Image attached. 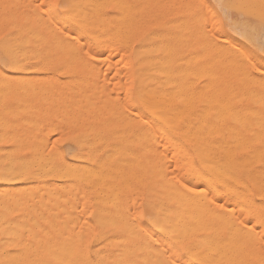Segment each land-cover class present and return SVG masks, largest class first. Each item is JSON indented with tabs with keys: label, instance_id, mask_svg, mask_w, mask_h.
<instances>
[{
	"label": "rangeland",
	"instance_id": "rangeland-1",
	"mask_svg": "<svg viewBox=\"0 0 264 264\" xmlns=\"http://www.w3.org/2000/svg\"><path fill=\"white\" fill-rule=\"evenodd\" d=\"M17 0H1L0 1V28H1V32H0V37H5V39L2 41V39H0V46H1V48H0V59H2L5 55H7V56H14L13 58L12 57H8L10 60H11V62L12 63H14L15 65H14V67H12V68H16V69H11V68H9V69H7L6 71L10 74L9 75V77L8 78H10L11 80H16V81H22L21 79H25V77H20V76H28L27 78H26V80L28 81V78H29V81L31 80V78H36V79H34L35 81H33V79H32V82H34L35 84H36V88L34 89V87H35V84L34 83H32L31 81V85H25L26 83L24 82V81H22L23 82V84H22V86H23V88H25V91H27V92H24L25 94H26V97H25V95L23 94V92H19L18 90H16V89H18V88H20L19 86H17L16 88L14 87L15 85H13V87L11 88V90H9V92H8V90H5V87L4 88H2L3 86H0V89H1V94H0V116H1V122H0V126H1V124H2V122L4 123H6L5 125H3V126H1L0 127V132H2V133H0L1 135L3 134V133H6V134H3L2 135V137H0V138H2V139H5L3 142H2V140L0 139V149H1V151H2V149L3 150H5V151H3L2 153L3 154H5V152L7 151V149H12L11 151H7V154H8V158H11L12 156V160L11 159H9V161L6 159V157H7V154H5L6 155V157H5V155H3L1 152H0V158H1V164H0V172H2V173H0V176H2L5 172H6V174L8 175L9 173H10V175H11V173H12V171L11 170H13V175L12 176H10V175H8V176H10V177H15L16 176V178L13 180L12 178H9V179H2L3 180V182H2V180L0 179V187H1V189H3L4 191L6 190V193L9 195V199H8V202H9V200L11 201V195L13 196V198L15 197L16 198V196H17V198L19 197V196H23V198H25V194L23 193V191H22V189H23V187H24V184H23V181H22V178H20V177H22V174L20 173V170H21V167L19 166L20 164L19 163H21V159H27L26 161L28 162V165H30V162H32L33 160H34V158L32 159V155H31V158H30V153H32L33 154V152L32 151H34V152H39L40 150V147L42 148V151H40L39 153H40V155L39 156H41L42 158L44 157H46V159H52V157H53V161L51 162L50 161V164H48V163H46L47 161L45 160V163L46 164H48V167H46V166H44L45 164L43 163V162H41V160H43L41 157H40V161H39V156H38V154H36V156L38 157V161H39V164H42V166L43 167H41V165H37L38 163H36L35 164V161H37L36 159H37V157L35 158V161H34V163L32 164L33 166H31V167H29L28 166V171L26 170V172H24V175H30L32 178H29V179H27L26 180V186L28 187L29 185H31L32 184V180H33V176H35L36 174L38 175V176H41L42 178H43V176L45 175V174H48V176L47 175H45L44 176V179H45V181L46 182H51V183H53V184H61V182L62 183H64L65 182V184H66V186H68L67 187V191L68 192H66V193H68V194H65V198H67V200L69 199L72 203L74 202V204H72L73 205V207H72V209L74 208V206L76 205L77 206V208L79 207H81V208H84V207H87V211L86 210H83V209H81V213H83V211H84V213L83 214H81L80 213V211H78L77 209V211L75 212L76 213V215L77 214H80V215H84L85 214V211H86V215H85V217L84 216H82V217H80V219H83V220H87V221H89V224H90V226H89V224L87 225L88 226V229H93V228H91V227H94V230H92V231H94V232H92L91 231V233H97L98 235L100 234V231H101V234L100 235H102V234H104V235H106V233L108 234H111L112 232H113V234H114V232L115 233H118L117 231H119L120 230V232L119 233H121V231H122V233H124L127 229V225L124 227L123 225H124V223H121V225H120V222H123L122 221V218L124 217V221H126V217H128L126 214H127V211H128V213L130 212V214L131 215H129V218L131 217V216H133L134 215V217L133 218H130V220L132 221V223L134 222V220H135V218H136V220H137V222H136V220H135V223H133V224H136V223H140V224H142V225H145V223H146V219H145V217H146V215H147V210H146V202H147V195H145V186H143L144 185V183H145V178H143L144 176H145V170H143V169H145V164L147 163H145V161H146V158H147V161H148V159L150 160V158L151 159H153L154 161L157 159V158H155L156 156H151L150 155V153H149V151L148 150H145V151H147V152H145L143 149H146L147 147H145V145H146V143H145V137L144 138H142V140L144 141V142H142V141H140V139H141V136H143V134L142 133H140V131H139V128L142 126L141 124V122H142V119H144V115H145V102H146V99H147V97H146V94H147V89H148V84H147V79H146V74H148L149 75V73L150 74H153V75H157V74H162V73H166L165 75H169L171 72V75H176V72L178 71V74L181 72H183L184 73V71H185V73L183 74V75H180L179 74V76L178 77H180L181 76V79H183L185 76L187 77H185L184 78V84H186L187 86L189 85V86H191L192 85V83H193V85L189 88V86H188V89L190 90V91H192V93H193V97L195 98V99H197V102H198V100H200L201 102H199V103H197V102H195L196 100H194L193 99V101L194 102H192L193 103V106L195 107V109H197V107H199V105L201 106L202 105V103L204 102V100L206 99V102H209L210 103V101H212V103L214 104V101L216 100L217 102H215V104L217 103V104H223L222 103V101L220 102V103H218L219 102V100H217L216 99V94L214 95V93L217 91V93H218V90L220 91V89H221V85L220 84H223V83H229V82H232V84H233V86H236V87H238V85H239V82L237 83V80L235 79V78H233V73H234V75L236 74V78L238 77V79H239V77H241L240 79H243V77H245V76H241L242 74H240L239 73V71L238 70H240L239 68H234L232 71L231 70H229L230 68H233L232 67V65H233V63H234V65H235V58L232 56V54H230L231 53V49H232V46H235V45H238V44H242V43H244L243 41H241L240 40V38L238 37V36H236L235 34H234V32L233 31H231L230 29H231V27L232 26H235V25H239L240 26V28H241V30H247L248 31V34L253 38V39H258L259 38V36H260V13H261V0H146V1H143V2H145V4H143L142 3V1H140L139 2V0H127V1H129L128 3H127V1L126 0H121V2H125V4L123 3V5H124V9L123 8H119V9H121V13L124 11V10H126V7H125V5L126 4H128V5H130L129 7L130 8H128L127 10H126V12L124 11L123 13H122V17H121V21L122 22H120L121 23V25L120 24H118L119 26H123V27H121L120 29V31L122 32L123 30H126V31H124L123 33L124 34H126V36L128 35L127 34V32H129V30L130 29H133L134 30V28H136L137 29V27L139 28V30H140V34L137 32L136 33V29H135V31H133V30H130V34H131V36H132V34H134V37L132 36V38H133V40H132V38L130 37V41L132 40L133 41V43H131L129 40H127L128 38H126V36H125V38H126V40H125V38L123 39L122 37H123V35H122V33L118 30L119 28H117V27H119V26H117L116 24L115 25H113V22L114 23H116V21H114V19L118 16V15H116V13H118L119 14V12H117V11H114V3H113V1H115L116 2V0H110V3H112V7H111V5H110V3L108 2L107 3V1L104 3V2H101V1H105V0H95V3H93L94 4V6H98V3L100 4V2H101V4H100V6H98V9L100 8V7H103L102 9H101V13L103 14H101L98 18L100 19V17H101V23H102V25H101V23L99 22V21H97L98 20V18L96 17V19L95 18H92L93 16L92 15H94L95 13H94V10H93V12H91V10H92V7H90L89 9H88V13L86 14V18H87V16L88 17H90L89 15L90 14H92L91 16L92 17H90V18H92L94 21H95V23H100V24H98V25H101V27L100 26H96V24L93 22V20L91 21V22H93L94 24H92L91 22H90V18H87V20L89 19V21H87V24L89 23V24H91V26L89 27V28H86L87 26H85V29L88 31V32H90L91 33V31H92V34H94V38L96 39V38H98L97 40H95L97 43H98V41H100L101 43H100V45L102 44V42H103V40H104V43H106V45L109 43L108 42V40H106V39H104L103 37L104 36H106L107 34H108V36H109V41L110 40H112V41H110V43L112 44V45H109L108 44V46H109V48H110V46H112V50H110V49H108V48H105L106 47V45L105 46H103V50H104V48L105 49H108V50H104L105 51V53L106 54H109L110 53V56H111V54H112V57L111 58H109V55H107L106 57H108L110 60V64H109V61L107 62V61H103L102 63H101V61L100 60H97L98 62L100 61V63H99V65H97V67L99 66V71L97 72L96 70V74H94V72L92 71H90V75H89V73H87L86 71H88L87 69H85L86 67L88 68V65H86V62L85 63H83V60H84V58H82V55L79 53V52H77V53H79V55H81V56H78L79 58H81V59H83V60H81V62L79 63V59L77 58V60L75 61L76 63H71V64H73V66H74V68H73V66H71L70 65V63L69 62H67L69 65H67V66H65V64L64 65H61V68H60V64H62V63H65L66 61H68L69 59L68 58H70V54H72V56H77V55H74V54H77V53H74L73 54V52H71L70 51V54L69 55H67V53L65 52V48H66V45H65V47H61V46H64V44H62V42H59L57 39H58V37L59 36H61V38H62V36L65 38L66 36H64V35H62V34H59L58 33V31L55 29L56 27H54L53 26V24L51 23H48V22H51V20H50V18H49V21L48 20H46V22H45V24L43 25V28H41V30H43L44 29V27H45V31H39V27H41L42 26V22L43 21H41V19L38 17V14H37V20L38 19H40L39 21L41 22V24H39V21L37 22V24H36V11L34 10V3H35V1L34 0H18L17 2H16ZM21 1V2H20ZM27 1V2H26ZM30 1V2H29ZM93 0H91V2H92ZM96 1H98V3L96 2ZM100 1V2H99ZM109 1V0H108ZM119 1V0H118ZM118 1L115 3L116 4V7H117V4H118ZM139 3H142V4H139ZM25 2L26 3H28L29 5H25ZM120 2V1H119ZM131 2V3H130ZM220 2H223L224 4H225V10H221V9H219L218 7H216V5L218 4V3H220ZM2 3V4H1ZM6 3H8L9 4V6H8V4L5 6V4ZM97 3V5H95ZM102 3H104V4H102ZM139 5V8H135V6L137 7V5ZM19 4V5H18ZM21 4V5H20ZM31 4V5H30ZM33 4V5H32ZM108 4V6L110 5V7H108L107 8V5ZM121 4V5H120ZM134 6H132V5ZM250 4V5H249ZM13 5V6H12ZM17 5V6H16ZM103 5V6H102ZM119 5L120 6H122L123 7V5H122V3H119ZM118 5V7H120ZM144 6V5H147L146 6V10H144V8H145V6L144 7H142L141 8V6ZM189 5H192L193 7H189ZM198 5H203V7L201 8V7H196V6H198ZM7 7L6 8V10L4 11V9H5V7ZM92 6V5H91ZM93 6V7H94ZM106 6V7H105ZM127 6V5H126ZM128 7V6H127ZM1 8H3V10H1ZM9 8V9H8ZM106 8V9H105ZM141 8V9H140ZM25 9H28V11H30L31 9V11L33 12V10H34V12H35V14H34V17H35V20L34 21H32L31 19H30V17L29 16H33V14L32 15H30L31 13H29V12H27V10H25ZM105 9V10H104ZM112 10V12H111V10ZM118 8H115V10H117ZM119 9H118V11H119ZM123 9V10H122ZM130 9H132V11L133 12H131L130 11ZM143 9V10H142ZM100 10V9H99ZM110 10V11H109ZM1 11H3V12H1ZM10 11H11V14H14V17L13 18H11V14H10ZM134 11H136V12H140V11H142V12H140V16H139V13H136V15H134L135 13H134ZM144 11V12H143ZM146 11V12H145ZM5 12V13H4ZM8 12H9V14H10V18L8 17L9 16V14H8ZM21 12H24L23 14H25L26 15V17H25V15H23V14H21ZM33 12V13H34ZM100 12L98 11V13L100 14ZM131 12V14H129V15H127L128 13H130ZM4 13V14H3ZM28 13H29V16H28ZM115 13V14H114ZM125 13V14H124ZM127 13V14H126ZM146 13V14H145ZM8 14V15H7ZM108 14H109V16H108ZM138 14V15H137ZM2 15V16H1ZM4 15H5V17H4ZM18 17H17V16ZM41 15V14H40ZM96 15V14H95ZM95 15H94V17H95ZM110 15H112V17H114V18H112V20H110L111 18H109L110 17ZM115 15V16H114ZM121 15V14H120ZM123 15L125 16V18L123 17ZM132 15H134V18L136 17V16H138V17H141V18H143V20L145 21V18H146V21L144 22V24L145 25H147V27H145V25L143 24V22H139V24H141L142 23V26H143V28H142V26L141 25H139V24H137L138 23V21H139V19L137 18V20H136V23H135V20L133 19V16ZM43 15H41V17H42ZM107 16H108V18H107ZM132 17L131 18V20L134 22V24H137L138 26L137 27H135V25H134V27L132 28V24H130V18H128V20H127V17ZM145 16V17H144ZM16 17V18H15ZM105 17V18H104ZM120 17V16H119ZM160 17V18H159ZM187 17V18H186ZM3 18V19H2ZM22 18V19H21ZM104 18V19H103ZM163 19V21H162V19ZM229 18L231 19V21H232V24L230 25L229 24ZM13 19H15V22L13 21ZM18 19V20H17ZM26 19V20H25ZM28 19V20H27ZM45 19H48L47 17H45L44 18V16H43V20H45ZM120 19V18H119ZM136 19V18H135ZM187 19V20H186ZM207 20L209 23H208V26H209V28H214L215 29V31H217V32H219L220 33V36L223 38V40H226L227 41V44H228V47H217V50H216V47H213V45H211V43L209 42V39H208V36H207V34L205 33V31H204V29H203V22H204V20ZM6 20V21H5ZM10 20H12V21H10ZM106 22H104V21ZM107 20H109V22L111 23V21H113L112 23H111V25L109 24V22L107 21ZM181 20H182V22H181ZM184 20V21H183ZM9 21H10V23H9ZM20 21V22H19ZM48 21V22H47ZM128 21H129V26H131V27H129L128 25V27H129V29H128V27L127 26H125L126 24H128ZM140 21H142L141 19H140ZM2 22H3V24H2ZM16 22L17 23H19V24H16ZM28 23V25H27V23ZM34 24V25H31L32 23ZM108 22V23H107ZM117 22H118V19H117ZM118 22V23H119ZM125 22V25L123 24ZM127 22V23H126ZM186 23V24H189V26L188 25H185L184 23ZM189 22V23H188ZM15 23V24H14ZM47 23H48V25H47ZM178 23V24H177ZM184 24V26H188V27H184L183 26V24ZM5 24H7V25H5ZM23 24H25V28L27 27V29L26 30H30L29 32L28 31H25V29H24V25ZM35 24L37 25V27H35ZM50 24V25H49ZM104 24V25H103ZM108 26V28L110 29V30H108V28H107V26ZM11 25V27H9L8 28V26H10ZM14 25H16V30H18V32L17 33H19V32H21V30L20 29H24V30H22V34H27V32H28V34H30V32H34L36 29V31H39V34H37V36H36V34L34 35L33 33V35L35 36H33L32 35V37H33V39L35 38V39H37L36 37H38L41 33L40 32H46L45 34H43V36H41V39L43 40V38L42 37H44V35H47V37H48V39L49 40H47L48 42L50 41V43L49 44H51V45H49V44H47V43H45V42H47L46 41V39H47V37H45L44 38V40H43V42L41 43V39H37V41L38 40H40V43L41 44H39V42H38V44L40 45V47L42 46H45V48H47V49H49L50 50V48H51V51H48L47 49H46V51H48L47 53L48 54H46L45 52L46 51H44V54L41 52V51H43V50H45V49H43V48H40V50H39V48H38V50H37V47L38 46H35L36 47V49L34 48V45L37 43V42H35L36 40H33L32 41V37L31 36H29V35H27L26 37H29L28 39L30 40V41H32V43L34 44H32V46L30 45V41H29V44H27V41H28V39L27 38H23L22 39V37H24V35H22L21 36V33H19V35H18V37H19V39L21 40H26V43L24 44V45H27V46H25V47H21L20 46V48H18L19 46H17V45H19V43L21 42V41H17L18 40V38H16V36L17 35H15V34H17V33H14L15 32V30H13V28L15 29V27H14ZM175 25H177L174 29H173V27L175 26ZM179 25H181V27H179ZM13 26V27H12ZM18 26V27H17ZM30 26V27H29ZM49 26H52L53 28H54V32L56 33V34H58L56 37H55V33L51 30V31H49L48 29H46V28H48ZM105 28H104V27ZM110 26V27H109ZM111 26H112V28H114V30H116L117 29V31H115L114 32V30H112V28H111ZM140 26H141V28H140ZM160 26V27H159ZM20 27V28H19ZM28 27L30 28V29H28ZM32 27H35L34 29L32 28ZM94 27H97V28H99L100 30L102 29H104L103 30V36H102V34H100L101 32H102V30H101V32H100V30L98 29V30H94ZM115 27H116V29H115ZM125 27H127V29H128V31H127V29L125 28ZM157 27H159V28H157ZM178 27V28H177ZM184 28V30H182L183 28ZM18 28V29H17ZM93 28V29H92ZM122 28H123V30H122ZM179 29V28H182V29H179V30H177V29ZM9 29V30H8ZM141 29L142 30H144L145 29V31H144V34L145 35H147V36H145L144 34H142L143 33V31L141 32ZM158 29V30H157ZM33 30V31H32ZM106 30V31H105ZM183 31V33H182V35L180 34L181 32H179V31ZM194 30V31H193ZM6 31V32H5ZM14 31V32H13ZM49 31V32H48ZM57 31V32H56ZM94 31V32H93ZM95 31H97V34H96V32ZM100 33H99V32ZM105 31V32H104ZM111 33H110V32ZM131 31H132V33H131ZM173 31V33H171ZM176 31H178V32H176ZM191 31V32H190ZM24 32V33H23ZM48 32V33H47ZM53 32V33H52ZM109 32V33H108ZM118 33V35H117V33ZM119 32H120V35H119ZM126 32V33H125ZM135 32V33H134ZM189 32V33H188ZM34 33H36V32H34ZM105 33V34H104ZM116 33V38H118V40H117V43H115L114 45L115 46H113V42H115V39L116 38H114L113 37V34H115ZM148 33V34H147ZM165 33V34H164ZM171 33V34H170ZM6 34V35H5ZM10 34H14L13 36H14V39H16V42H19V43H17V45H16V43H15V41H14V39H13V37H12V35L10 36ZM52 34V36H53V38L55 39V40H57L59 43V46H60V43L62 44L60 47H55V46H57V45H55L54 43L56 42L57 43V41H52L51 42V39H52V37L50 38L49 37V35H51ZM99 34H100V36H102V37H100L99 36ZM111 34V35H110ZM157 34H159V35H157ZM160 34L162 35V38H161V36H160ZM176 34H178V35H180V36H182V37H180V38H178V36L177 37H175L176 36ZM185 34H186V37H184L185 36ZM137 35H139L138 37H137ZM142 35V36H141ZM156 35H157V39H155L154 40V37H156ZM173 35H174V37H173ZM12 37V38H9V40H8V37ZM96 36H98V37H96ZM108 36H106L107 37V39H108ZM112 36V37H111ZM119 36H122V37H119ZM130 36V35H129ZM128 36V37H129ZM149 36V37H148ZM160 36V37H159ZM31 37V38H30ZM147 38V39H145V38ZM153 37V38H152ZM171 37V38H170ZM38 38H40V37H38ZM57 38V39H56ZM100 38H103L102 40L100 39ZM111 38H114V39H111ZM119 38L120 39H122V43H123V45H125L124 44V42L123 41H125V43L126 44H128L129 42L132 44L129 48H127V47H125V49H127V50H125L122 46L120 47V45L122 44L121 42H118L119 41ZM137 38V39H136ZM145 39V41L147 42V44H148V46H150L151 47V49H149L150 47H148L147 46V44L144 42V40L143 39ZM159 38H161V39H159ZM177 38V39H176ZM184 38V39H183ZM100 39V40H99ZM159 39V40H158ZM196 39V40H195ZM11 40H13V43H12V41ZM61 40V39H60ZM143 42H142V41ZM149 40V41H148ZM178 40V41H177ZM190 40V41H189ZM195 40V41H194ZM128 41V42H127ZM158 41V42H157ZM161 41V42H160ZM163 41V42H162ZM169 41V42H168ZM4 42V43H3ZM108 42V43H107ZM138 42H140V43H138ZM175 42H177V44L175 43ZM182 42V43H181ZM189 42V43H188ZM2 43V44H1ZM9 45H8V44ZM15 43V44H14ZM22 43H24V41H22ZM130 43H129V45H130ZM139 45H138V44ZM143 43V44H142ZM156 43V44H155ZM162 43V44H161ZM210 43V45H208ZM10 44H12L11 46H13V47H15V49H13V50H11L10 48ZM43 44V45H42ZM46 44H47V46H46ZM52 44H54L53 46H52ZM77 44V43H76ZM118 44H120V45H118ZM137 44V46L135 47V45ZM140 44H142L143 46H141ZM144 44H146V45H144ZM158 44H161L160 45V47L158 46ZM208 46H207V45ZM234 44V45H233ZM6 46V48H5V46ZM16 45V46H15ZM22 45V44H21ZM29 45V46H28ZM37 45V44H36ZM171 45V46H170ZM174 45V46H173ZM9 46V47H8ZM50 48H49V47ZM79 44H77V47L76 48H78L79 49ZM107 46V47H108ZM128 46V45H127ZM159 47V48H161L162 46V51H160V50H158L157 51V48L156 47ZM166 46H167V48H166ZM168 46H170V47H168ZM201 46V47H200ZM211 46V47H210ZM12 47V48H13ZM16 47H17V49H16ZM28 47V48H27ZM54 49H58L59 50V52L61 51V53H59V54H63V57L65 58V59H68V60H66V61H64V59H62L63 60V62L61 63L59 60H60V56H62V55H60L59 57H56L57 55H59L58 54V52L56 53V52H53V51H55V50H52L53 48ZM146 47V48H145ZM165 47V48H164ZM191 47V49L193 50V51H191L189 48ZM206 47H209V48H206ZM3 48H5V49H3ZM8 48V49H7ZM23 50H22V49ZM26 48V49H25ZM34 49V50H32V51H39L38 53H37V55L35 54V52H32V54H33V56H32V54L29 52V53H27L26 55H28V58H27V56L26 55H24L25 54V51L27 50V51H29V49L31 50V49ZM59 48H61V50L59 49ZM122 48V49H121ZM134 48V49H133ZM136 48V49H135ZM141 48H144V50L145 51H147L146 52V60L148 61V58L150 59V64L153 62L152 60H154L155 61V58H157L156 60L157 61H159L161 58H158L159 56L161 57V55H162V63H164V58L166 59V64L164 65V64H160L161 63V60L159 61L160 63H159V65H161V66H159V65H157V66H159V67H157V66H155V64H156V62L157 61H155V64H154V62L151 64V66H153V67H155L154 68V70L152 71H150V69H153V67H150V64L145 60V58L144 57H142V55L140 54L139 55V53H140V49ZM154 48H156L155 49V51L153 50ZM158 48V49H159ZM164 48V49H163ZM170 48V49H169ZM175 48V49H174ZM215 50H214V49ZM219 48V49H218ZM1 49H3L2 50V52H1ZM22 50V51H24L23 53V55H24V60H25V62H24V60H22V58H23V56L21 55L22 54V52H18V54H17V57L15 58V55H16V52L17 51H14V50ZM43 49V50H42ZM77 49V50H78ZM124 49V51L125 52H127L126 54L123 52H121L122 50ZM138 49H139V52H137L138 51ZM168 49H169V51H168ZM173 51H172V50ZM186 49V50H185ZM213 49V50H212ZM221 49L223 50V52L224 51H226L227 50V52H224V54H225V57H224V54H222L223 52L221 51ZM226 49V50H225ZM5 50V51H4ZM6 50H11V52L13 51V53H10V55H9V51L7 52ZM20 50V51H21ZM63 50V51H62ZM76 50V51H77ZM148 50H151V51H148ZM57 51V50H56ZM67 51H69L68 49H67ZM76 51H74V52H76ZM109 51H111V52H109ZM113 51V52H112ZM134 51H136V52H134ZM154 51V52H153ZM175 51V52H174ZM200 51H201V53H200ZM217 51V52H216ZM219 51V52H218ZM220 51L222 52V53H220ZM52 52V53H51ZM65 52V53H64ZM167 52V53H166ZM174 52V53H173ZM190 52V53H189ZM193 52V53H192ZM216 52V53H215ZM2 53V54H1ZM6 53V54H5ZM8 53V54H7ZM19 53H20V55H21V57H19L18 58V56H19ZM41 53V54H40ZM54 53V54H53ZM151 53V54H150ZM159 53H161L160 55H159ZM175 53H179L178 55L177 54H175ZM185 53V54H184ZM227 53V54H226ZM5 54V55H4ZM49 54H51L52 55V57H49ZM55 54H57V55H55ZM64 54H66V55H64ZM136 54H138L137 56H136ZM158 54V55H157ZM166 54V55H165ZM189 54V55H188ZM197 54V55H196ZM202 54V55H201ZM213 54V55H212ZM215 54H217L216 56H218V57H216L215 56ZM30 55V56H29ZM35 55V56H34ZM44 55H47L48 56V58H53L54 56V60L53 59H51V61H49L48 59H47V56L46 57H44ZM121 55V56H120ZM134 55V56H133ZM156 55V56H155ZM223 55V56H222ZM226 55H227V57H226ZM229 55V56H228ZM37 56V57H36ZM40 56H42V58L43 59H47V61H49V62H47V61H43V59L40 57ZM69 56V57H68ZM124 56V57H123ZM125 56H126V58H125ZM150 56V57H149ZM158 56V57H157ZM164 56H167V57H164ZM172 56H173V58H172ZM175 56V57H174ZM177 56V57H176ZM190 56V57H189ZM214 56V57H213ZM33 57H36L34 60L32 59H30V58H33ZM39 57V58H38ZM122 58L123 57V59H120L121 61H125V63L128 65V66H126V64L123 62H121V61H119V58ZM168 57H170V58H168ZM193 57V58H192ZM207 57V58H206ZM224 58V60H223V58ZM38 58V59H37ZM40 58L42 59V63H40ZM58 59V61H55V60H57ZM73 57H71V60H69V61H72L73 59H72ZM116 58V59H115ZM118 58V59H117ZM140 58V59H139ZM151 58H154V59H151ZM177 58V59H176ZM187 58V59H186ZM191 58V60H189ZM197 58L198 60H195V59ZM201 58V59H200ZM220 58V59H219ZM227 58L229 59V60H227ZM233 58V59H232ZM12 59H18V60H16L15 62H14V60H12ZM37 59V60H36ZM76 59V58H75ZM74 59V60H75ZM136 61H135V60ZM159 59V60H158ZM181 61H180V60ZM186 59V60H185ZM194 59V60H193ZM213 59V60H212ZM21 60V61H20ZM30 60V61H29ZM36 60V61H35ZM40 60V61H39ZM73 60V61H74ZM85 60H86V58H85ZM102 60V59H101ZM104 60V59H103ZM118 60V61H117ZM140 60H141V62H140ZM175 60H178V61H176L175 62ZM184 60V61H183ZM195 61V62H198L199 60V62L198 63H200L201 62V64L203 63H207V62H210V64L209 63H207L206 65H204V67H205V69H206V67H208L207 65L209 64L210 66L206 69V70H209L210 71V73L209 74H211L213 71H214V73H212V75H210L209 76V74H208V76L209 77H211V76H213L214 77V75H216L215 76V78L217 77V76H219V77H217L218 79H220L219 81H220V83L219 84H217V78L214 80L215 82H213V80H212V78H211V80H212V82H210V80H207L208 79V76H205L207 73H208V71H207V73L206 72H204L205 70H204V68H203V66L202 67H198L199 66V64L198 63H194L193 64V62H192V64H190V62L191 61ZM203 62H202V61ZM212 60V61H211ZM216 60V62H214ZM222 60V61H221ZM225 60H226V62H225ZM17 61H20L21 63V65H18L19 64V62H17ZM22 61L24 62L23 64H22ZM27 61V62H26ZM117 61V62H116ZM167 61H168V64H167ZM170 61H172V62H170ZM185 62H187V61H189V62H187V63H189V65L188 64H185V66L183 65ZM221 61V62H220ZM229 63H228V62ZM232 61H234V62H232ZM16 62H17V67H16ZM33 62H35L37 65H38V63L37 62H39V64H43L44 62V66L43 67H40L41 65H39L37 68L38 69H35L34 68V65H33ZM50 62H52V63H50ZM89 61L87 60V63H88ZM96 61H93V62H89V63H92V65L91 66H89V70H92L93 68H92V66H93V63H95ZM120 62V63H119ZM144 62V64H142ZM146 62V63H145ZM178 62H181V63H183V64H181V63H179L178 64ZM217 62H218V64H217ZM220 62V63H219ZM231 62H232V65H231ZM28 63V64H27ZM47 63V64H46ZM66 63V64H67ZM78 63L80 64V65H84L85 66V68H81V71H79L80 69L78 68ZM88 63V64H89ZM137 63V64H136ZM148 63V64H147ZM169 63H172V65L170 64V66H173L174 68H168L167 69V67L169 66ZM212 63V64H211ZM24 64H25V66H24ZM46 64V65H45ZM59 64V65H58ZM96 64L97 63H95V68L94 69H96ZM157 64H158V62H157ZM174 64H176V65H174ZM180 64H181V66H180ZM27 65H28V67H27ZM31 65V66H30ZM76 65V66H75ZM90 65V64H89ZM125 65V66H124ZM163 65V66H162ZM179 65V66H178ZM188 66V70H189V68L191 67V66H193V67H191L190 68V70H189V73L187 74L186 73V71H188L187 70V66ZM191 65V66H190ZM194 65L196 66V67H194ZM214 65V66H213ZM222 65L224 66V67H222ZM227 65H229L230 66V68H229V66L227 67ZM18 66H20L19 68H18ZM47 66V67H46ZM64 66V67H63ZM70 66V68H68ZM166 66V67H165ZM217 66H219V67H217ZM236 66V65H235ZM31 67H32V69H31ZM35 67H36V65H35ZM40 67V68H39ZM44 67H46L45 68V70H43L44 69ZM55 67H56V70H60V69H62V67H63V69L64 68H68V70H63L62 69V71L63 72H61V70L60 71H54L55 70ZM71 67H72V69H71ZM80 67V66H79ZM83 67V66H82ZM109 67V68H108ZM149 69H148V68ZM161 67H162V73L160 72V73H157V72H159L160 71V69H161ZM176 67H180V70H177L178 68H176ZM183 67V68H182ZM198 67V68H197ZM216 67V68H215ZM225 67H227V69L225 68ZM238 67H239V65H238ZM18 68V69H17ZM28 69L27 71H25L24 69ZM42 68V69H41ZM58 68V69H57ZM60 68V69H59ZM125 69V73H124V75H123V73L122 72H124V69ZM165 68H166V70H165ZM185 68H186V70H185ZM201 69V71H203L202 73L200 72V70H198V69ZM202 68H203V70H202ZM11 69V70H10ZM22 69V70H21ZM30 69V70H29ZM35 69V70H34ZM50 69V70H49ZM52 69H54V70H52ZM75 69V70H74ZM77 69V70H76ZM93 69V70H94ZM97 69V70H98ZM128 71H127V70ZM155 69H158V70H156V72H155ZM163 69L165 70V71H163ZM176 70V72L174 71V70ZM184 71H183V70ZM191 69H194V70H191ZM237 69V71L235 72V70ZM13 70V71H12ZM20 70V71H19ZM46 70H47V72H46ZM52 70V71H51ZM74 71L73 73L72 72H70V71ZM168 70V71H167ZM219 70H221V73H220V71ZM223 70V71H222ZM243 70V69H242ZM17 71V72H16ZM34 71V72H33ZM41 71H43V72H41ZM50 71V72H49ZM65 71H68L69 72V74H70V77L69 76H67V75H69L67 72L65 73ZM116 71L118 72V71H120V72H118V74H116ZM167 71V72H166ZM169 71H170V73H169ZM180 71V72H179ZM192 71V72H191ZM193 71L195 72V71H199L200 73H198V72H196L197 73V76H196V74L195 73H193ZM217 71H218V73H217ZM21 72V73H20ZM23 72V73H22ZM37 72V73H36ZM78 73V77L77 78H79V75H81L82 76V78L80 79V81L82 82V83H80V81H79V84L81 85L82 84V86H80L79 85V87H82V88H85V89H83L82 90V88L80 89L79 87H78V89H80L79 91H80V93L81 94H78V95H75V94H77V93H75V92H78L77 90V87L75 86L76 84H77V78H75L76 76H77V74H74V73ZM81 74H80V73ZM83 72H86V74L85 73H83ZM89 72V71H88ZM144 72H146L145 74H143ZM192 73V75H190V76H187V75H189V74H191ZM243 72V71H242ZM62 73V74H61ZM64 73V74H63ZM73 74V76H72V74ZM92 73L94 74L93 75V79L95 80L96 79V83L97 84H99V85H94L93 86V84H95V81L92 79V81H91V76H92ZM156 73V74H155ZM174 73V74H173ZM204 73V74H203ZM222 73H223V75H222ZM225 73H227V74H225ZM231 73V74H230ZM238 73H239V75H238ZM1 75V77L3 76V74L2 73H0ZM84 74V75H83ZM126 74V75H125ZM221 74V75H220ZM224 74H225V76H224ZM11 75H12V77H11ZM20 75V76H19ZM30 75V76H29ZM31 75H33V76H31ZM76 75V76H75ZM86 75H88V76H90V77H86ZM128 75V76H127ZM185 75V76H184ZM193 75H195L196 76V78L193 76ZM201 75V76H200ZM204 75V76H203ZM229 75V76H228ZM244 75V74H243ZM13 76H14V79H13ZM16 76H18V78H16ZM36 76V77H35ZM75 76V77H74ZM86 78H85V77ZM95 76H97V78L95 77ZM141 76V77H140ZM194 78H193V77ZM223 76H224V78H223ZM21 79H20V78ZM75 78V81H72L71 79L72 78ZM95 77V78H94ZM126 77V78H125ZM142 77H144V78H142ZM183 77V78H182ZM190 77V78H189ZM206 79H205V78ZM235 77V76H234ZM143 80H142V79ZM228 78V80L229 81H224V79L226 80ZM17 79H19V80H17ZM64 79H65V81H67L68 79V82L70 81V83H74V84H72V85H74L75 87H76V89L77 90H73L72 88H71V90L69 89L70 87H72V86H70L71 84H69V85H67V83H66V85H65V83H64ZM85 79V80H84ZM86 79H88V81L86 80ZM90 79V80H89ZM146 79V80H145ZM189 79H190V81H192V79H193V81L192 82H190L189 83ZM214 79V78H213ZM230 79H232V80H234V81H230ZM239 79V80H240ZM25 80V81H26ZM39 80V81H38ZM217 80V81H216ZM223 80V81H222ZM26 81V82H27ZM29 81L27 82V83H29ZM36 81H37V83H36ZM83 81H86L85 82V84L83 83ZM90 81H91V83H92V92L93 91H95V89H96V91H95V93H94V95H96V96H94V97H96L95 99H97V96L99 97V95H101V94H99V92H97L98 91V89H99V87L100 86H102V88H103V91H101L100 93H102V96L100 97L101 98V101L99 102V103H97L98 101L96 100L95 102L96 103H94V105L92 106V104L93 103H91L90 104V102H92V99H94L91 95L93 94L91 91V95H90V92H89V89H91V86L89 85V83H90ZM142 81V82H141ZM205 81H208L207 83H210V85H212V83L214 84H217V87H215V84H214V87H213V85L211 86L212 88H214V89H211V87H210V85L209 84H206V82ZM218 81V82H219ZM63 82V83H62ZM89 82V83H88ZM196 82V83H195ZM204 82V83H203ZM222 82V83H221ZM40 83V84H39ZM61 85H59V84ZM76 83V84H75ZM86 83H87V85L88 86H86ZM90 83V84H91ZM138 83V84H137ZM39 84V85H38ZM58 84V85H57ZM143 84V85H142ZM203 84H204V86H205V84H206V86L205 87H203ZM237 84V85H236ZM0 85H1V83H0ZM85 85V87H83ZM119 85V86H118ZM122 85V86H121ZM127 85V86H126ZM147 85V86H146ZM202 85V86H201ZM34 86V87H33ZM39 86L41 87L40 89H39ZM62 87L61 89L60 88H58V87ZM69 87L68 88V90L66 89L67 87ZM90 86V87H89ZM95 86H96V88H95ZM97 86H99L98 88H97ZM113 86L115 87V86H117V87H115L116 89H119V90H117L119 93H117V95H116V93L114 94L113 93V90H115L114 88H113ZM187 86H186V89H187ZM201 86V87H200ZM207 86H209L208 88H207ZM27 87H30V88H32L33 90H31L30 91V89L29 88H27ZM52 87V88H51ZM119 87V88H118ZM122 88V90H121V88ZM124 87H126V88H124ZM147 87V88H146ZM202 87H203V90H201L202 89ZM235 87V88H236ZM37 88L39 89V91L37 90ZM56 88V89H55ZM74 88V87H73ZM102 88H100V90H102ZM195 88V89H194ZM198 88V89H197ZM199 88H201V89H199ZM215 88H217V89H215ZM2 89H4V90H2ZM8 89V88H7ZM13 89V90H12ZM21 89H22V87H21ZM20 89V90H21ZM26 89H28V90H26ZM109 89L111 90V91H109ZM187 89V90H188ZM204 89H210V90H207L206 92H205V90ZM36 90V91H35ZM61 90L63 91V92H61ZM65 90V91H64ZM69 91V93H67V91ZM75 91L73 94H71V91ZM85 90V91H84ZM106 90H108V91H106ZM188 90V91H189ZM193 90H194V92H196V94L194 95V92H193ZM211 90H214V93H212L211 92ZM3 91H7V92H3ZM12 93H14L13 91H17V92H19V93H17V94H12ZM22 91V90H21ZM24 91V90H23ZM42 91V92H41ZM105 91V93H103ZM125 91V93H124V95H123V92ZM38 92V93H37ZM52 92V93H51ZM54 92V93H53ZM60 93V94H58V93ZM66 92V93H65ZM111 92H112V94H111ZM144 92V93H143ZM197 92H199L198 94H197ZM201 92V93H200ZM209 92H211V93H209ZM7 93V94H6ZM65 93V94H64ZM109 95H108V94ZM205 93H206V96H204L205 95ZM209 93V94H208ZM237 93V92H236ZM23 94V95H22ZM61 94H62V96H61ZM66 94H68L67 96L69 97V95H70V99L68 98V97H66L65 95ZM104 94H106V96H110V98H112V97H116L117 96V98L116 99H118V100H121L122 98H126V99H128V98H130V97H133V98H135L136 99V101H137V104L136 105H134V107H136V108H138V111L136 112V114H135V118L134 119H128L130 116H132V113H131V111H129L130 112V114H129V117H128V115H126V117H124V115H123V117H124V120H123V117H121V116H119V115H117V117H119L118 119L116 118V117H111V116H113L112 114H114L113 112H117V111H120V110H125V108L123 109L122 107H123V105H122V103H123V101L122 100H124V99H122L121 101H118V103L116 102V101H114V100H116V99H111V101L113 100V104L112 105H109V109L111 108V106H117V104H118V108H121V109H114L115 107H113V109H114V111L113 112H111L112 114H110V113H108L107 115L108 116H106V111H105V108H106V110H108L107 109V102L110 104L111 103V101L108 99V98H105V96H103ZM201 94H202V96H201ZM208 94V95H207ZM211 94H213L214 96H210L211 98H209V95H211ZM235 94V93H234ZM30 95V96H29ZM196 95H200V96H197V97H199V98H197V97H195ZM55 96V97H54ZM58 98H57V97ZM61 96V97H60ZM72 96V97H71ZM79 96V97H78ZM82 96V97H81ZM90 97L89 99H87V97ZM112 96V97H111ZM119 96V97H118ZM122 96H125V97H122ZM67 98L66 99V101H65V98ZM91 97H92V99H91ZM146 97V98H145ZM204 97H206V98H204ZM213 97H215V99L213 98ZM10 98V99H9ZM25 98L27 99V100H25ZM48 98V99H47ZM49 98H51V99H49ZM64 98V99H63ZM72 98V99H71ZM102 98H104V100L102 101ZM201 98H203L204 100H202ZM210 99V101H207V99ZM235 98L236 97H232V99L233 100H235ZM42 99H44V100H42ZM53 99H55V101L53 100ZM59 99V100H58ZM71 101V103H69L70 101ZM94 99V100H95ZM99 99V98H98ZM107 99V100H106ZM208 99V100H209ZM214 101H213V100ZM230 100V101H232V102H234L233 100ZM12 100H14V102H12ZM23 100V101H22ZM25 100V101H24ZM46 100V101H45ZM49 100H51L52 102H53V104H52V102L51 101H49ZM58 100V101H57ZM61 100H63V102L61 101ZM75 101L76 103H82V105H83V107L86 109L85 110V112L87 111V114L85 113V112H82V114H85L83 117H85V118H82V115H81V112L80 113H77V115H81V118H80V116H78V117H76L75 115H76V113H73L74 111H72V110H75V112L77 111L78 112V108H79V104L77 105H73L72 106V104H73V102L72 101ZM86 100H88V101H86ZM105 100H106V103H105ZM237 100V101H236ZM236 100H235V102H238V100H239V98H236ZM16 101H17V103H16ZM28 101H30V102H28ZM48 101V102H47ZM66 102V104H65V102ZM69 101V102H68ZM78 101V102H77ZM223 101H225V100H223ZM12 102V103H11ZM19 102V103H18ZM46 102V103H45ZM51 102V103H50ZM58 102H62L61 104L59 103V105L57 104ZM87 102H88V104L89 105H87ZM103 103V106L101 105L102 103ZM116 102V103H115ZM120 102H122L121 104H120ZM206 102L204 103V105L206 104ZM234 102V103H235ZM14 103H16V104H14ZM21 103V104H20ZM32 103H34V104H32ZM67 103H68V105H67ZM101 103V104H100ZM209 103H207L206 105H208ZM212 103H210L211 105H212ZM233 103V104H234ZM239 103V102H238ZM242 104L243 103H245V102H241ZM13 104V105H12ZM25 104H26V107H25ZM28 104V105H27ZM47 104V105H46ZM57 104V105H56ZM64 104L71 110V107H70V105L72 106V110L71 111H68L67 109L68 108H66L65 106H64ZM97 104L98 105H100V106H97ZM104 104H105V106H104ZM9 105L11 106V107H9ZM35 105L37 106V107H39L38 109H37V107L35 108ZM42 105V106H41ZM45 105V106H44ZM49 105H51V106H56L58 109H57V111L59 112H57L56 111V107H54L53 108V110H54V113H52L53 115V117L51 116V110H49L50 109V107L51 106H49ZM82 105L80 106L81 108H80V110H83V107H82ZM97 107H96V106ZM120 105H122V107H119ZM2 106V107H1ZM13 106H14V108H13ZM21 106H22V108H21ZM24 106V107H23ZM30 106H31V108H30ZM49 106V107H48ZM63 106V107H62ZM76 106L78 107V108H76ZM89 106V107H88ZM90 106H92L91 108H90ZM125 106H127L126 104H125ZM9 107V108H8ZM41 107H44L43 109L41 108ZM45 107H47V108H45ZM95 108V110L97 111V109L99 110V111H101L102 113H104L103 111H105V113H104V117L106 116V120H104V117H102L103 116V114L101 115V116H99L100 114H98L99 113V111L97 112V114L95 113V114H92L91 116H92V118H91V116L90 115H88V112H89V114H91V113H93V112H95L94 110L92 111V108ZM4 108V109H3ZM26 110H25V109ZM35 108V109H34ZM40 108H41V110H40ZM74 108V109H73ZM93 108V109H94ZM102 108H104V110L102 111L101 109ZM10 111H9V110ZM23 110V112H22V110ZM44 109H47V111L46 110H44ZM51 109H52V107H51ZM64 111H63V110ZM66 109V110H65ZM77 109V110H76ZM112 109V108H111ZM110 109V110H111ZM3 110V112H1ZM8 110V111H7ZM30 111V113L28 112V111ZM53 110H52V112H53ZM14 111V112H13ZM40 111L41 112H43L42 114L40 113ZM47 113H46V112ZM50 113H49V112ZM56 111V112H55ZM66 111H68L67 113H66ZM84 111V110H83ZM92 111V112H91ZM16 112V114H14ZM17 112H18V116L17 117H15V115H17ZM32 112V113H31ZM70 112V113H69ZM73 114H72V113ZM108 112H109V110H108ZM115 112V113H116ZM124 113H126L125 111H123ZM28 113V114H27ZM50 115H49V114ZM61 113V114H60ZM64 113V114H63ZM70 114V116H69V114ZM119 113H121V111L120 112H118V114ZM123 113V114H124ZM128 113V112H127ZM126 113V114H127ZM141 114V116H140V114ZM27 114V115H26ZM32 114H33V116H32ZM35 114V115H34ZM48 114V115H47ZM66 114V115H65ZM71 114H72V116H71ZM138 114V115H137ZM4 115V116H3ZM31 115V116H30ZM43 115V116H42ZM45 115V116H44ZM61 115H65V117H63V116H61ZM69 117H71L69 120H68V124H69V121L70 122H72L71 121V119L73 120V122H72V124H74V121H77V124H79V123H82L83 121V125H84V127H85V124H87L86 125V128L87 127H89V126H91V124H92V126H93V128H94V130H93V133H95V134H99V137H100V135L102 134L103 136H104V133H107V131H108V133L110 132L111 133V135H113L114 133H116V134H114L113 136H115V137H112V138H110L111 136H110V134H106L105 136H104V138H108V140L107 141H109V142H107V144L105 143L106 142V140L105 139H101V141H100V139H99V137H97L98 135H96V137H95V135H94V137H92V132H91V130H89V128L88 129H86V132H85V130L84 129H81V134L83 133V134H86V135H84L85 136V139L79 144V146L77 145H75L74 147H75V151H73L72 152V155H68V156H65V153L61 150L62 149V146L60 145V144H58V142H57V140H58V137L56 136V133H57V131L58 130H60V129H63V127H64V124L63 123H65V122H63V121H66L65 119H67V118H69ZM86 115H88V116H86ZM121 115H122V113H121ZM21 116V117H20ZM38 116V117H37ZM51 117V118H53V119H51V118H49V120H48V117ZM109 116L111 117V118H109ZM5 117V118H4ZM11 117H12V119L16 122L17 120L19 121V120H21V122L19 121V122H16V124H15V122H13V120H11ZM40 117V118H39ZM42 117V118H41ZM60 117H63V118H60ZM76 117V118H75ZM121 117V118H120ZM138 117V118H137ZM142 117V118H141ZM7 118V119H6ZM33 118V119H32ZM38 118V119H37ZM91 118V119H90ZM93 118H94V120H93ZM95 118H97L98 120H99V123L100 124H97L96 122H98V120L96 119V121H95ZM117 119V121L115 120H112V119ZM141 118V122L139 121V119ZM10 119V120H9ZM16 119V120H15ZM56 119V120H55ZM77 119V120H76ZM82 119V120H81ZM87 119V120H86ZM101 119H103V121H108L109 122V120L110 121H113L114 123H116V124H112L113 125V127L114 126H116L115 128L116 129H119V130H116V129H114L113 127H112V125H111V127L113 128V130H111L112 128L110 127V123L108 124V122L106 123V124H108V126L109 127H106L107 125L106 124H103L104 122L102 121L101 122ZM136 119V120H135ZM138 119V120H137ZM28 120V121H27ZM29 120H31V121H29ZM36 120V121H35ZM47 120V121H46ZM59 120H61L60 121V123H59ZM121 120H123V121H121ZM125 120H127V122L128 123H130V122H132V123H130V124H128V127L126 126V124H125ZM12 123H11V122ZM23 121H24V123H26V125L25 124H23V127H22V129H21V126H22V123H23ZM40 121V122H39ZM44 121H46V122H44ZM49 121L50 122H52V123H49ZM81 121V122H80ZM91 121V122H90ZM92 121H95V123L94 122H92ZM119 121H121L120 123L121 124H123L122 126L123 127H119V125L118 124H120V123H118ZM136 121V122H135ZM8 122V123H7ZM28 122H33V123H35L36 122V125H37V123H38V125H37V129H36V125H35V129L33 128L34 126V124L33 125H30L31 127H32V129H30L31 127H29V130H28V127L27 128H25L29 123ZM54 122V123H53ZM87 122V123H86ZM133 122H134V124H133ZM138 122V123H137ZM141 124H140V123ZM10 123V124H9ZM28 123V124H27ZM44 123V124H43ZM67 123V122H66ZM66 123H65V129H66ZM137 123V124H136ZM12 124V125H11ZM20 125V127H19V125ZM47 124L48 125H51V126H47ZM58 124V125H57ZM62 124V125H61ZM71 124V126H75L76 128L77 127H79L80 125H82V124H79V125H72ZM90 124V125H89ZM96 124V125H95ZM121 124H120V126H121ZM10 125V126H9ZM14 125V126H13ZM43 126L44 127V125H45V130H43V132H42V127H41V129L40 128H38V127H40V126ZM53 125H55V128H56V131L54 130V127H52ZM89 125V126H88ZM100 125H106L105 126V128H107V129H104V127H98V126H100ZM6 126H8V127H6V130H4L5 129V127ZM13 126V127H12ZM16 126V127H15ZM57 126V127H56ZM70 126V125H69ZM91 126V127H92ZM126 126V127H125ZM2 127H4L3 129H2ZM11 127V128H10ZM17 128V129H15V128ZM46 127H48V128H53V131H48V128H46ZM84 127H82V126H80L79 127V130L78 129H76L77 131L76 132H80V128H84ZM133 127V128H132ZM136 127V128H135ZM9 128V129H8ZM14 128V129H13ZM43 128V129H44ZM68 128V127H67ZM98 128V129H97ZM101 128V129H100ZM126 128H128V129H126ZM132 128V129H131ZM3 131H2V130ZM14 131H13V130ZM24 129H27L30 133H28V131H26V130H24ZM40 129V130H39ZM91 129V128H90ZM121 129V130H120ZM125 129V130H124ZM131 129V130H130ZM136 129H137V131H136ZM12 130V131H11ZM19 130V131H18ZM20 130L23 132L22 134H21V137L24 135L25 136V134H26V139H25V137H23L24 139H21V138H19V136H20ZM31 130H33V132L31 131ZM52 130V129H51ZM87 130H89L90 131V133H92V134H89L88 132H87ZM96 130L97 131H99V132H96ZM117 132H116V131ZM128 130V131H127ZM9 131H10V133H11V135H12V133L14 134V132H15V134H14V137H12L11 138V135H10V133H9ZM16 131H17V133H19V134H17L16 133ZM34 131H36V132H40L39 134H37L36 132L34 133ZM105 131V132H104ZM113 131H114V133H113ZM122 131V132H121ZM139 131V132H138ZM85 132V133H84ZM102 132V133H101ZM120 132V133H119ZM128 132V133H127ZM130 132H132L131 134H129ZM7 133H9V136L7 135ZM34 133V134H33ZM45 133V134H44ZM101 133V134H100ZM113 133V134H112ZM125 133H126V135H125ZM140 133V134H139ZM29 134H31V135H29ZM117 134H118V136L120 135V136H122V137H125V136H127V134L129 135L128 137H127V140L124 138H122L123 140H124V142L125 143H123V142H121V141H117V139H118V136H117ZM124 134V135H123ZM133 134H134V137H137V139H139L138 141H136L135 139H132V137H133ZM136 134H138V135H136ZM5 135H7L6 137L7 138H4V136ZM17 135V136H16ZM27 135H29V136H27ZM89 135V136H88ZM140 135V136H139ZM13 136V135H12ZM16 136V137H15ZM31 136V137H30ZM32 136H33V140H30V138L32 139ZM36 136H38V138H36ZM42 136V138H39V137H41ZM46 136V137H45ZM49 136V137H48ZM83 136V135H82ZM83 136V137H84ZM87 136V137H86ZM110 136V137H109ZM117 136V137H116ZM138 136L140 137V138H138ZM90 137H92V138H90ZM131 137V138H130ZM13 138L15 139L16 138V142H18L19 140H22V141H19L18 143H19V145L21 146V143H26V144H24L25 146L26 145H28V144H32V145H28V150H29V148L31 149L32 148V151L30 150V151H27L26 149H25V147L23 146V144H22V149H23V151L21 150V147H19V145H18V147L20 148V149H18L17 151H15L14 149H16V144H18V143H13L14 141H13ZM50 138V139H49ZM87 138H89V139H87ZM94 138V139H93ZM101 138V137H100ZM114 138V139H113ZM116 138V139H115ZM120 138V137H119ZM129 138H130V140L132 139L133 141H134V143H130V141H128L129 140ZM7 139H8V142H7ZM18 139V140H17ZM30 140V142H32V143H29V140ZM34 139H37V140H35L34 141ZM98 139V140H97ZM110 139H113L112 141L110 140ZM121 138L120 139H118V140H122ZM24 140V141H23ZM54 140H55V143H56V145H54L53 144V142H54ZM88 140V141H87ZM104 140V141H103ZM115 140V141H114ZM129 143H126V141ZM131 140V141H132ZM42 143V145L40 144V142ZM43 141H44V144H43ZM53 141V142H52ZM91 141V142H90ZM97 141V142H96ZM114 141V142H113ZM132 141V142H133ZM135 141L136 142H138L139 144L141 143V146L142 145H144L143 146V149H142V147H140V145L138 144V143H136L135 144ZM5 142H7V143H5ZM28 142V143H27ZM36 142V144H34ZM49 142V143H48ZM104 142V143H103ZM112 142V143H111ZM117 142V143H116ZM162 142V141H161ZM161 142H157V144L158 143H161ZM90 143H92V144H90ZM99 143V144H98ZM100 143H101V145L102 144H104V145H100ZM120 143V144H119ZM144 143V144H143ZM163 143V146H159V147H163L164 148V146L166 145V147H167V149H169L170 148V152L172 153V149H171V147H169L168 148V146H167V144H166V141H165V143H164V141L162 142ZM167 143H168V145L171 143H169L168 141H167ZM9 144V145H8ZM37 144H39V149H38V147H36V146H38ZM47 144V145H46ZM109 144L111 145V148L112 147H114V148H112V149H115L116 147H118V149H115V153H117V155H119V157L114 153V151H112V150H110V147H109ZM134 144V146H132ZM16 146L15 148L13 147V146ZM36 145V146H35ZM51 145H54V147L53 146H51ZM88 145V147H86V146ZM91 147H90V146ZM114 145V146H113ZM120 145H122L121 147L124 149V152H123V150H120L119 149V147H120ZM130 145V146H132V148L133 149H131V147L128 146ZM138 145V146H137ZM158 145H160V144H158ZM158 145H157V148H158V151H160V149H162V151H164L165 152V148L163 149V148H159L158 147ZM170 145H172V144H170ZM183 145V147H184V149H185V151L187 150V152L188 153H186V154H184L185 152L183 151L184 149H180V151H178V153H183L184 155H185V157L186 158H183V154H181L180 156H182L181 158H183V159H181L180 158V156H178V154L176 153L175 154V152L176 151H174V154H170V152H168L167 151V149H166V153H168L167 155L169 156H167L168 158H167V160L169 159L170 161H169V163H168V165L169 164H171V166H173V165H176L177 163L175 162L174 163V161H172L171 159H173L174 160V158L175 157H170V156H175L176 155V158H178V159H176L175 158V161H179V159L183 162V164L184 165H186L187 164V162H189V164L188 165H190V162H193V163H195L196 162V159H197V155H196V153H195V148H194V145L193 144H189V143H185V144H182ZM93 146V147H92ZM125 146V147H124ZM128 147V149L130 150H128L129 151V153H128V151L125 149V148H127ZM11 147H13V148H11ZM17 147V148H18ZM79 147V148H78ZM85 149V148H87V149H83V148ZM100 147H102V149H99ZM105 147V148H104ZM106 147H107V149H106ZM173 147V146H172ZM26 148H27V146H26ZM33 148H35V149H33ZM54 149V151H53V149ZM78 148V149H77ZM109 148V149H108ZM47 149L49 150V149H51V152L49 151V153H47V155L48 156H51V154H52V156L51 157H47V155H46V153H45V151H47ZM91 151H90V150ZM94 149V150H93ZM97 149H99V150H97ZM134 149H135V151H134ZM137 149H138V151H140V150H142V152L140 151V152H138L137 151ZM192 149H194V150H192ZM14 150V152H16V153H14L13 154V151ZM36 150V151H35ZM57 150V151H56ZM80 150H81V152H80ZM87 150V151H86ZM97 150V151H96ZM101 150V151H100ZM106 150V151H105ZM109 150L110 151H112V155H114L113 156V158H111V160H108L107 158L109 157H111L110 156V153H109ZM116 150H120V151H118V152H120L119 154H118V152H116ZM175 150V149H174ZM22 151V152H21ZM43 151H44V155L42 154L41 155V152L43 153ZM79 151V152H78ZM121 151H122V153H125V151H126V153H128L127 155H128V160H130L131 161V165H129V162L130 161H128L127 160V158H124V157H127V155L126 154H124V156L121 154ZM131 151H133L134 152V154H131V153H133V152H131ZM136 151H137V153H136ZM12 152V153H11ZM19 152V153H18ZM30 152V153H29ZM48 152V151H47ZM55 152V153H54ZM58 152V153H57ZM60 152V153H59ZM85 152H87L88 154H90V155H92V157L90 156L89 157V155L87 154V153H85ZM161 152V151H160ZM11 153V154H10ZM18 153V154H17ZM53 153H54V155L55 156H58V157H54V155H53ZM83 153H85V154H83ZM109 154V155H107V154ZM114 153V154H113ZM139 153H142V154H139ZM149 153V154H148ZM166 153L164 154L163 152H161V154H159L158 155V157H161V158H158V160H159V162L161 163V164H163L162 166L164 167V169L166 168V166H167V163L165 162V163H163V162H161V161H164V157H165V161H166ZM194 153V154H193ZM50 154V155H49ZM76 154V155H75ZM95 154V155H94ZM129 154H130V156H132L131 158H129L130 156H129ZM136 154V155H135ZM138 154V155H137ZM164 154V155H163ZM190 156H189V155ZM15 155H17V156H15ZM35 155V153L33 154V156ZM74 155V156H73ZM81 155H83V157L81 156ZM104 155H107L106 156V158H104ZM126 155V156H125ZM133 155H135V157L136 158H139L138 159V161L137 162H135V160L133 161L132 159H135V158H133ZM142 155H143V157H142ZM160 155H162L163 156V159H162V156H160ZM23 156V157H22ZM27 156H29V157H27ZM60 156V157H59ZM73 156V157H72ZM80 156V157H79ZM122 156H123V158L125 159H123L122 158ZM190 157L189 158V161H186V164H185V160H188V157ZM196 156V157H195ZM3 157L5 158V160L3 159ZM17 157V158H16ZM35 157V156H34ZM71 157V158H70ZM76 157L77 158H81L80 160H78V159H76ZM84 157H86V158H84ZM90 158V159H88V158ZM141 157V158H140ZM146 157V158H145ZM19 158V159H18ZM29 158V159H28ZM54 158H56V159H54ZM58 158V159H57ZM61 158V159H60ZM84 158V159H83ZM93 158V159H92ZM96 158H99L98 159V161L100 162V168L98 169V165H97V163H98V161H97V159ZM115 158V159H114ZM155 158V159H154ZM117 159V160H116ZM120 159V160H119ZM28 160H31V161H28ZM60 160V161H59ZM84 160V161H83ZM107 160L108 161H110V162H108V163H106L107 162ZM117 161V162H115V163H118V164H115L114 163V161ZM143 160H145V161H143ZM157 160V161H158ZM191 160V161H190ZM12 161V162H11ZM23 161V160H22ZM87 161L89 162V164L87 163ZM104 161H105V163H104ZM123 161H125V162H123ZM142 161H143V164H144V166H143V169L142 168H140V167H137V168H139V169H137L136 167H135V163H137L138 164V166H140L141 164H142ZM173 162V165H172V163H170V162ZM4 162V163H3ZM6 162H7V165H6ZM11 162V163H10ZM124 163V165H122L121 163ZM126 162H128V163H126ZM135 162V163H134ZM168 162V161H167ZM53 163V164H52ZM75 163H77V164H75ZM113 163H114V165H113ZM132 163H133V165H132ZM139 163H140V165H139ZM180 163V162H179ZM8 164H9V166H8ZM10 164H12V165H10ZM44 164V165H43ZM58 164V165H57ZM75 164V165H74ZM82 164V165H81ZM85 164H86V171L88 170V171H92V169L93 170H98V171H100V172H98V171H96V174L97 173H99V174H94L95 176H98L97 178L93 175V172H88V173H92V175H93V177L90 175H86L87 173H86V171H84V167H85ZM94 164H95V166H94ZM102 164V165H101ZM108 164V165H107ZM5 165H6V167H7V169H9V170H5V169H3V168H6L5 167ZM13 165H14V167H13ZM49 165H51V166H49ZM55 165V166H54ZM65 165V166H64ZM72 165L74 166V167H72ZM84 165V166H83ZM108 166V168L106 167V166ZM113 165V167H111ZM119 165V166H118ZM126 165V166H125ZM165 165V166H164ZM179 165H181V168H182V166H184V165H182V164H179ZM188 165L187 166H184L183 168H185V167H188ZM15 166H16V169H15ZM18 166V167H17ZM39 166L41 167V168H39ZM53 166V167H52ZM63 166V167H62ZM71 166V167H70ZM80 166H83L82 168L80 167ZM102 166H103V168H102ZM117 166V167H116ZM121 166H122V168H121ZM132 168H131V167ZM137 166V165H136ZM142 166V165H141ZM178 166V165H177ZM32 167H34V170H33V168ZM76 167V168H75ZM79 167V171L77 172V171H75V170H78L77 168ZM115 167V168H114ZM121 169V172H120V169ZM169 166H167V168H168ZM18 168H20V169H18ZM30 168H31V170H30ZM44 170H43V169ZM47 168V169H46ZM67 168V169H66ZM70 168V169H69ZM89 168V169H88ZM91 168V169H90ZM102 168V169H101ZM104 168H106V169H104ZM172 168L174 169V170H179V171H175L176 173H178L177 175H182L183 173V175H185V171L187 170V168H185V169H183L182 168V171H184L183 173H181L182 171H181V169H180V167H176V168H178V169H176L175 168V166H173V167H171V170H169V168H168V170H166L165 169V172H166V178H168V179H171V180H173V178L174 177H172V176H176V173H175V175H173L174 173H173V171H172ZM2 169H3V171H2ZM18 169V170H17ZM50 169H53V170H51V171H53V172H55V173H53V172H51V171H49L48 172V170H50ZM65 169H66V171H65ZM73 169H75V170H73ZM108 169V170H107ZM134 169V170H133ZM135 169H137L138 170V172L135 170ZM142 169V170H141ZM36 170H40V171H44L43 173L44 174H41L40 173V171H39V174H38V172L36 171ZM46 170H47V173H45L46 172ZM60 170L61 172H58V171ZM71 172H70V171ZM75 172H73V171ZM81 170H83V171H81ZM111 170H117V172H118V170H119V173H120V175L123 177L122 179H121V176H118L119 174L118 173H115L116 171H111L112 173H114V174H112L110 171ZM133 170V171H132ZM140 170L142 171V172H140ZM5 171V172H4ZM19 171V172H18ZM36 171V172H35ZM107 171V172H106ZM124 171V172H123ZM131 171V172H130ZM136 171V172H135ZM170 171H172V173L170 172ZM4 172V173H3ZM17 172L18 173H20V174H18L17 175ZM33 172H35V173H33ZM57 172L58 173H64L65 175L66 174H68V173H70L71 174V176L69 177V175H67V179L65 180V179H63V180H61V179H56L57 178V176L59 177L60 175L59 174H57ZM68 172V173H67ZM73 172V173H72ZM86 173V174H84V173ZM133 172V173H132ZM141 174H140V173ZM169 172H170V174H169ZM33 173V174H32ZM53 173V174H52ZM78 175H77V174ZM94 173H95V171H94ZM101 173H102V175H101ZM108 173H110L109 175H106V176H111V175H113V177H114V179H112V178H107V177H105L104 176V179H103V175L104 174H108ZM139 173V174H138ZM168 173V174H167ZM181 173V174H180ZM57 174V175H56ZM76 174V175H75ZM82 175V176H80V175ZM84 174V175H83ZM118 174V175H117ZM137 174V175H136ZM142 174H144V175H142ZM172 174V176H170ZM20 175V176H19ZM23 175V176H24ZM33 175V176H32ZM51 175H52V177H51ZM55 175V176H54ZM64 175V176H65ZM72 175H74V177L72 176ZM115 175H117V176H115ZM134 175H136V176H134ZM75 176H77V177H75ZM85 176H88V178L86 177L85 178ZM102 178H101V177ZM125 176H126V178H125ZM128 176H133V178H130V177H128ZM140 177V179H139V177ZM141 176H142V178H141ZM168 176V177H167ZM52 179H51V178ZM85 178L84 179V181L82 180V178ZM94 177L96 178V180H98L97 182L100 184H94L95 183V181L96 180H93L94 179ZM101 178V180L99 181V179L98 178ZM128 177V178H127ZM179 177V176H178ZM19 178V179H18ZM50 178V179H49ZM69 178H72V179H69ZM74 178H77L78 179V182H77V179H74ZM79 178H81V180L79 179ZM138 178L139 179V182H136L137 180L136 179ZM86 179H89V180H86ZM92 180V182H91V180ZM109 179H111L110 181H109ZM123 179H126V181H128L129 183H127L125 180H124V182L126 183H121L122 181L121 180H123ZM133 180V181H135V182H130L129 180ZM176 179H178L177 177L174 179L175 181H176ZM60 180V181H59ZM103 180V181H102ZM113 180H114V182H113ZM141 180H142V185L141 184H139V183H141ZM8 181V182H7ZM10 181H13V182H10ZM94 181V182H93ZM108 181V182H107ZM117 181V182H116ZM121 181V182H120ZM6 182V183H5ZM68 182V183H67ZM70 182H72L71 184H70ZM81 182V183H80ZM83 182V183H82ZM84 182H85V184H84ZM96 182V183H97ZM113 184V188H115L116 186H118L119 188H120V186H121V189H125V187L129 184V186H127V189H125V190H119L118 188H117V192H118V196H116L115 198H117L118 200V206L120 207L121 205V207L123 208L122 209V212H120L121 211V208H119V211H117V214L120 212V214H118V215H121V214H123V215H121L122 216V218L121 219H118V218H120V217H118L117 216V214H114V217H113V213L116 211V210H112V213L110 212L111 211V203L113 202V200L114 199H112V202L111 203H109V205H108V202L109 201H106V200H108L107 198H109L110 196H107V194L109 193V188H110V186L111 185H109V184H111V183ZM76 183H78V185L76 184ZM90 183V184H89ZM101 183H103V185H101ZM105 183L107 184V183H109V184H107V185H105ZM68 184H70L71 185V187H69V185ZM91 185V184H94V185H92V188L91 189H93V187H96V188H94L93 190H91L90 189V187H89V185ZM114 184H116V185H114ZM118 184V185H117ZM122 184V185H121ZM125 186H124V185ZM130 184H132V187L130 186ZM133 184H135V185H133ZM15 185V186H14ZM21 186V185H23L22 187H21V189L20 188H17L16 190L17 191H19V194L17 193V195H15L16 193L14 192V194H12L13 192H11V191H13V190H15V189H13L12 190V188L11 187H13V188H16L17 186ZM79 185H81V186H83V187H81L80 186V189H79ZM105 185V186H104ZM120 185V186H119ZM138 185H141V186H138ZM5 186H6V189H4L5 188ZM11 186V187H10ZM18 186V187H19ZM101 186V187H100ZM102 186H104L105 188H106V186H109V188H107L108 190H106V189H104V188H102ZM134 186V187H133ZM138 186V187H137ZM4 187V188H3ZM8 187V188H7ZM30 187V186H29ZM73 187H77L76 189L74 188L73 189ZM100 187V188H99ZM122 187H124V188H122ZM144 187V188H143ZM70 188H72L73 190L71 191V189ZM87 188H89V189H87ZM112 188V187H111ZM128 188H130V190H132L133 191V193H134V189H131V188H136V191H135V195L134 194H132L131 193V191L129 192V190H128ZM138 188V189H137ZM0 189V191H3V190H1ZM10 189V190H9ZM21 191H20V190ZM80 190L81 191V189H83L84 190V192L83 191H81V192H79V191H77V192H79L80 194H83V193H85L84 195H85V198H83V200H81V195L79 194H77V192H76V190ZM87 189V190H86ZM100 189V190H99ZM140 189V190H139ZM75 190V192H74V194L72 193L73 191ZM97 190H99V191H101V192H105V194H103V195H101L102 193L101 192H99L98 191V193H96L97 192ZM119 190V191H118ZM142 190V191H141ZM3 191V192H4ZM86 191V192H85ZM96 191V192H95ZM113 191H115L114 189H113ZM113 191H110V192H112V194L113 195H115L114 193H113ZM141 191V192H140ZM71 192V193H70ZM123 192V193H122ZM140 193V194H136V193ZM1 193V192H0ZM10 193V194H9ZM21 193V194H20ZM94 193V194H93ZM116 193V192H115ZM130 193V194H129ZM5 194V193H4ZM69 194H72V195H75L76 196V194H77V197H75V196H71V195H69ZM97 194H99V195H101L103 198H104V200H105V197H106V202H107V204H106V206L107 207H105V204L104 205H102V204H99V202L96 204V202H97V200L100 198V196L98 195V196H96ZM112 194L110 193V195L112 196ZM119 194H121V195H119ZM123 194V195H122ZM124 194H126V195H124ZM2 193L0 194V200H1V203H2V200L4 199V200H6L7 201V199L6 198H8L7 197V195H4V196H6V198L4 197V198H2ZM15 195V196H14ZM92 195H95V196H93L92 197ZM136 195H137V198H136ZM140 197H139V196ZM86 196H87V198H86ZM105 196V197H104ZM27 197V199H28V196H26ZM78 197H80V198H78ZM82 197H83V195H82ZM2 198V199H1ZM14 198V199H15ZM15 199L16 201L15 202H17V200H20L21 201V199L19 198V199ZM59 197H56V199H58ZM72 198V199H71ZM75 198H77V199H75ZM94 198V200L96 199V201H94L93 200V202H92V199ZM112 198V197H111ZM114 198V197H113ZM120 198H122V200L120 199ZM127 198V199H126ZM129 198H130V201H129ZM133 198V199H132ZM136 198V199H135ZM55 199V201H54V199H51V200H49V202H50V204L52 203H54V204H57L58 202H59V199H58V201ZM84 199H85V201H84ZM101 199V198H100ZM98 200V201H102L103 199H101V200ZM124 199H126V200H124ZM3 200V202H6V201H4ZM26 200V199H25ZM61 200V199H60ZM64 200H66V199H64ZM77 200V201H76ZM81 200V201H80ZM88 200V201H87ZM110 200V199H109ZM119 200H121V202L119 201ZM29 201V200H28ZM27 201V202H28ZM51 201H53V202H51ZM69 201V202H70ZM82 202L81 203V205H85L86 203L88 204H86L84 207H82L80 204H78V202ZM86 202V203H84V202ZM105 201H103V202H105ZM111 201V200H110ZM8 202L6 203V204H8ZM14 202V203H15ZM26 202V204H34L33 203V201L31 200V202H28L27 203ZM48 202V203H49ZM62 202V201H61ZM69 202L67 203L66 202V204H65V207L66 206H68V204H69ZM89 202V203H88ZM95 202V203H94ZM12 203V202H11ZM9 204V206H8V209L9 208H11V209H9V211H8V213L6 212L7 211V209L5 208V207H1L0 208V212H2L3 210V212H2V214H5V215H3V217H5V221H4V218H3V221H2V219H1V217H2V215H0V224H1V226L3 225H5V224H7V226L9 225L10 226V224L13 222V220H14V222H13V227H15L16 228V226H15V224L17 225V223L19 224V223H21V219H22V217L20 218V213H21V215L23 216L24 215V213L27 211V212H29V214H30V212H32L33 211V206H31L32 208H31V210H25V212H24V209L28 206H30V204L29 205H26V207L24 208V209H22V207H23V205L25 206V204H23V205H21L22 207L20 208V206L19 205H17V204H19L20 202L18 201V203L17 204H14V205H16V206H18V208H20L19 210H17V211H19L20 213H14L13 211V209H12V205H13V203L12 204ZM24 203V202H23ZM64 203V202H63ZM95 205H94V204ZM101 203V202H100ZM125 203V204H124ZM50 204H48V205H50ZM53 204V205H54ZM112 204H117V203H112ZM120 204V205H119ZM2 204H0V206H1ZM4 206H5V204H3ZM114 205V206H115ZM11 206V207H10ZM15 206V207H16ZM51 206V205H50ZM75 206V207H76ZM100 206H101V209H102V211L101 210H98V209H100ZM104 206V207H103ZM123 206H125L126 207V209L123 207ZM128 206H130V207H128ZM27 207V208H28ZM95 207V208H94ZM128 207V208H127ZM132 207V208H131ZM136 207H137V209H136ZM6 210H5V209ZM17 208V209H18ZM30 208V207H29ZM51 208H52V206H51ZM67 208H69V207H66V210H67ZM78 208V209H79ZM93 208V209H92ZM106 208V209H105ZM109 210H108V209ZM115 208H117V206L115 207ZM134 208H135V210H136V212L134 213L133 212V210H134ZM3 209V210H2ZM16 209V208H15ZM59 209V208H58ZM57 209V210H58ZM72 209H70V210H72ZM79 209V210H80ZM85 209V208H84ZM90 209V210H89ZM103 209H105V210H108L109 211V213L111 214V215H108V216H110L111 218L113 217V223H114V218L117 216V219H116V221H115V223L119 220V222H117L118 223V225H117V227H116V230H114L115 228H114V226L115 225H113V227L111 226V224H112V219L109 217H106L107 216V214H108V212H106V214H104L105 213V210H103ZM125 209V210H124ZM128 209V210H127ZM10 210H13L12 212L10 211ZM51 210V209H50ZM55 211H56V209H54ZM73 210H75V209H73ZM94 210H96L95 212H94ZM16 211V210H15ZM16 211V212H17ZM69 211V210H68ZM88 211H89V213H88ZM98 211V212H97ZM104 211V212H103ZM123 211H124V213H123ZM134 213H132V212ZM6 212V213H5ZM9 212H10V215H9ZM24 212V213H23ZM27 212L25 213V214H27ZM71 212H74V211H71ZM102 213V215H101V213ZM138 212V213H137ZM74 213V214H75ZM99 213V214H98ZM126 213V214H125ZM12 214V215H11ZM13 214H14V216H13ZM29 214H28V216H29ZM31 214H33V213H31ZM66 214L68 215L69 213L68 212H66ZM65 214V217H68V216H70V214L67 216ZM74 214H71L72 216L74 215ZM91 214V215H90ZM104 214V215H103ZM124 214L126 215V217L124 216ZM133 214V215H132ZM8 215H9V219L8 218H6V217H8ZM136 215V216H135ZM12 216L14 217L13 219H12ZM77 216H79V215H77ZM10 217H11V220H12V222H10ZM17 217H19V219L17 218ZM31 217H32V215H30L29 217H28V219H31ZM101 217H103V218H101ZM77 219H79V217H76ZM97 218V219H96ZM104 218H108L107 220H105V222L103 221V222H101L102 220H104ZM6 219L7 220H9V222L7 223V221H6ZM16 219H17V221H16ZM70 219L71 220H69V222L70 221H74L75 220V218H74V220H72L73 219V217L71 218L70 217ZM78 220V222L77 223H80V221L81 222H84V221H82V220ZM95 219H96V221H95ZM100 219H101V221H100ZM111 219V220H110ZM99 220V221H98ZM108 220H110V222H111V224L109 223V221ZM121 220V221H120ZM129 219H127V222H125V223H129L130 225H131V223L130 222H128V221H130ZM16 221V222H15ZM26 221H28L27 222V224L29 225V222H30V220H26ZM107 221V222H106ZM74 222H76V221H74ZM73 222V223H74ZM94 222H96V223H99L100 225H98V224H96V223H94ZM4 223V224H3ZM15 223V224H14ZM23 223V222H22ZM72 223V224H73ZM77 223H75L74 224V227H76V228H78L77 226L79 225V227H80V224H81V230L83 229L82 228V225H83V227L85 228L86 227V225H84V224H82V223H80V224H78L77 225ZM102 223V224H101ZM106 223H107V225L109 224L110 226L108 227L107 225H106ZM71 224V222H70V226L72 225ZM205 224V223H204ZM203 223H202V225H200L199 224V226H203V228H202V230L203 231H201V227L199 228L200 230H198V228L196 229V227H195V229H194V231H190V233H189V235H190V239L192 240V242H193V245L195 246L196 244V251H197V254H199V255H201V252L202 251H204V252H206L205 250H203V249H207V246L205 247V244H206V240H207V243H208V245H209V243H211V241L213 240V238H214V243H212V244H214V245H216V242L217 243H220V245L219 244H217V245H219V246H221V247H223V249H221V250H219V249H217L219 252L221 251V253H223L224 252V254H225V257H224V255L223 254H220L219 252H217V250L215 249V247H213L214 245H212V247L215 249H213V251H215L216 253H218V254H220L219 256H220V258L219 257H217L216 256V253L214 254V252H212L211 254L210 253H208V252H206L205 254L206 255H208V256H211V257H208L207 258V256L206 255H204V253H202V256H200V258L201 259H205L206 260V258H207V260H206V262L207 263H214V261L212 260V261H209L208 262V260H209V258H211V259H213L214 257V259L216 260L215 261V263L214 264H220V262L219 261H221V264L223 263V264H240L239 262H241V261H243V262H241V264H244V260L245 261H247L246 262V264H248V262H249V264H259L260 262H262L261 260H263L264 261V239H262V236H261V232H262V228L261 227H259L258 226V237H252V238H254L255 239V242H256V244H255V242H253L254 241V239H252V238H250V236L249 237H247V239L245 238L246 236H240V237H234V241H233V237H231L230 239H229V237H228V239H226L227 237H224V236H221V235H212V237H211V235H208L207 233H205L206 231H205V225H204ZM20 225V224H19ZM19 225H17L18 227H19ZM77 225V226H76ZM95 225V226H94ZM103 225V227H102V229H101V227L100 226H102ZM105 225L107 226V227H105ZM259 225V224H258ZM24 226H26L25 225V223H23V227ZM98 226H99V228H98ZM5 227V228H4ZM3 228L4 229H6L7 230V228H6V226H4ZM22 227V228H23ZM73 227V228H74ZM114 228V229H112V228ZM122 227H124L123 229H122ZM130 227V226H129ZM12 228V227H11ZM11 228L9 227V230H11ZM13 229V230H15V231H13V232H15V234H16V236H18L17 234H19V231H17V229ZM21 228V233L24 235V238L25 237H29V236H31V235H34V234H27V229H25L26 227H24V230L25 231H23V229ZM72 228V227H71ZM118 228V229H117ZM4 229H2V227L0 228V231H3V234L4 235H1L2 237L0 238V241L2 240V242H3V244H2V242H0V250H5L4 252L2 251H0V256H1V253L2 254H7L6 252H10L11 253V251L12 252H17V250L19 249V248H22V247H20L19 245L21 244V243H19V242H22V244L21 245H24L26 242H27V239H29V238H32V240H34V239H39V235L40 234H42V232L41 231H39L40 232V234H38L39 232L38 231H36V233H37V236L36 237H38V238H35L34 236H31V237H27L26 238V241H24L23 239V235L21 234L20 235V237H22V239L20 240V237H19V240H17V237H15L14 236V238H12V241H13V245L11 244V242L8 240V242H10V244L11 245H9L8 244V242H4L5 240V238H3V236H5L6 234V230H4ZM88 229H87V227H86V231H87V233L89 234L90 232H88ZM95 229H96V231H95ZM101 229V230H100ZM112 229V230H111ZM122 229V230H121ZM262 229V230H261ZM80 230V231H81ZM106 230H107V232H106ZM114 230V231H113ZM195 230H197V231H195ZM4 231H6V232H4ZM17 231V232H16ZM79 231V232H80ZM103 231V232H102ZM109 231H111V232H109ZM10 233L9 234H12L13 232H12V230L11 231H9ZM70 231H68V233H69ZM82 232H84V229L82 230ZM82 232L81 233H79V236H80V234L82 235ZM192 232L193 233H195L196 232V234H198V235H191L192 234ZM1 233V232H0ZM8 233V232H7ZM27 234V236H26V234ZM30 233V232H29ZM65 233H67V232H65ZM63 234L62 236H57L56 238H57V240H58V237L59 238H61L62 237V239H63V237H64V239L66 240L67 239V235L66 234ZM67 233V234H68ZM75 233H77V232H74V234ZM14 234V233H13ZM13 234H12V236H8V238H6V239H9L10 237H13ZM45 234H47V233H45L44 232V234H43V236H45V238H46V236H48V238H49V235L47 234V235H45ZM50 234V233H49ZM52 235H53V233H51ZM52 235H50V236H52ZM77 237H78V233L77 234H75ZM74 235V236H75ZM205 235V236H204ZM7 236V235H6ZM43 236H40V237H43ZM69 236H71V237H74L73 236V233H72V235H71V232L68 234V237ZM191 236H193V237H191ZM204 236V237H203ZM207 236H209L207 239H206V237ZM71 237H69V238H71ZM77 237H74L73 239H74V241L73 242H76L75 240H78V239H75V238H77ZM197 237V238H196ZM201 237V239L202 240H200L199 238ZM211 237V238H210ZM216 237V238H215ZM217 237H221V238H217ZM44 237L42 238V241H41V239H40V243H39V249H41V247H43V245H44V248H45V246H47V245H45L46 243V241L45 240H47V238L45 239ZM52 238V240L54 241V238H55V236L53 237H51ZM79 238V237H78ZM194 238H196V239H194ZM212 239L211 241H210V239ZM241 239V242H240V239ZM258 238V239H257ZM15 239L17 240V241H15ZM43 239H45L44 241H43ZM63 239V240H64ZM198 239H199V241H198ZM205 239V240H204ZM215 239H217V240H215ZM224 239H226L227 241L228 240H231L230 241V245L231 246H228L227 244L229 243V241L227 242V244H226V248H225V243H223L224 244V246L222 245V241L223 242H226ZM237 239V240H236ZM251 241V242H249L250 243V245H249V243L246 241ZM49 240V239H48ZM47 240V242H50L51 244H52V241H48ZM56 240V241H57ZM70 240H72V238L70 239ZM208 240H209V242H208ZM218 240H220L219 242H218ZM239 240V241H238ZM243 240V241H242ZM257 240H258V244H257ZM23 241H24V243H23ZM30 241V240H29ZM56 241L55 242H53V244L54 243H56ZM59 242L61 241V240H58ZM79 241V240H78ZM81 241V240H80ZM79 241V243H81ZM202 241V242H201ZM16 242H18V247L16 246ZM31 242V241H30ZM45 244H44V243ZM68 244H70V245H76V243H70V241H69V239H68ZM205 242V244H203V246H202V243H204ZM233 244H232V243ZM235 242V243H234ZM236 242L238 243V244H240L241 245V247L242 246H244V248L242 247V249H240L241 247H240V245H239V247L240 248H236V246L238 247V245L236 244ZM5 243H7V245L6 246H8V248L5 246ZM32 243H38V241L37 242H32ZM43 243V245L42 246H40L41 244ZM49 243V244H50ZM62 243V242H61ZM67 243V242H66ZM65 242H63L62 244L64 245V244H66ZM201 243V244H200ZM36 244H34L35 245V247H36ZM48 244V245H49ZM57 244H59V243H57ZM62 244L61 245H59V248L61 249V247H63L62 246ZM78 244V243H77ZM235 244V246H233V247H235L236 249H239V250H236L235 248H234V251H239V258H240V260H239V258H238V256H237V253L236 252H234V251H230L231 249L233 250V247H232V245H234ZM244 244V245H243ZM253 244V245H252ZM26 245H30V244H28V243H26L24 246H26ZM33 244H31L29 247H27V248H30V249H28L29 251H28V254H27V249H25V251H26V253L24 252V255L22 254L23 252H21L23 249H21V250H19L18 251V255H17V258H19L18 256H21V254H22V258H20L21 260H19V259H17V261L19 262V264H28L27 262H29V259H30V257H32V256H35L36 255V257H32V259H30V262H31V260L32 261H34L35 259H36V261H38V262H36V261H34L33 263L35 264V262H36V264H41L40 263V261L41 260H47L48 259V261H49V263L51 262V260H52V258H55V256H56V260L55 259H53V260H55L54 262H53V260H52V264H57V262L56 261H58V259L59 258H61V256L60 255H62V259L61 260H63V258L65 257V256H67L68 257V254L70 255L71 254V251H69V252H67L68 254H66V253H64V254H66V255H64L63 254V252L62 253H60V251H62V250H58V247L56 246V244H55V246L57 247V249L55 250V248H54V250L55 251H58V253H60V254H58V253H56V254H54L53 255V257L51 258V256H52V252L53 251H51V253H50V249H49V255L48 256H46L47 254H44V252L45 253H47L46 252V250L42 253L41 251L39 252V254H38V251L39 250H37V247L36 248H34V245L32 246ZM72 245V246H73ZM80 245V244H79ZM79 245H76V246H74L75 247V249L73 248V253H76V251H77V248L79 247ZM207 245V244H206ZM251 245L255 248H253V247H251ZM5 246V247H4ZM10 246H16L17 248H13V247H10ZM37 246H38V244H37ZM66 246H68V247H66ZM66 246L64 247V248H68V249H70L69 247H72V246H69V245H67L66 244ZM78 246V247H77ZM97 246H99V247H97ZM198 246H201L202 247V250H201V248L199 247L198 248ZM211 246V245H210ZM228 246V247H227ZM247 248H246V247ZM258 246V247H257ZM2 247H3V249H2ZM47 247H49V246H47ZM77 247V248H76ZM209 247V246H208ZM216 247H218V246H216ZM24 248V247H23ZM35 249V251L37 252V254L39 255H37V254H35V255H32V254H34L35 252H34V250H33V252H30V250L32 251V249ZM50 248H51V246H50ZM80 248V247H79ZM95 249H93V251H92V253H91V256H90V259L94 262V264H97L98 263V251L100 250V245H99V242L98 241H96L95 242V247H94ZM197 248H198V250H197ZM219 248V247H218ZM229 248V250L227 251V249ZM252 249V251H251V249ZM15 249H17V250H15ZM63 249V248H62ZM97 249V250H96ZM200 249V250H199ZM212 249H210L211 251H212ZM250 249V250H249ZM257 249V250H256ZM8 250V251H7ZM44 250V249H43ZM53 250V249H52ZM64 250V249H63ZM79 250V249H78ZM208 250V249H207ZM210 250H208V251H210ZM223 250V251H222ZM243 250V251H242ZM24 251V250H23ZM65 251H68V250H66L65 249ZM198 251H200V252H198ZM249 251L250 252H254L255 254H250L249 253ZM80 252V251H79ZM79 252H78V254H77V256L78 257H76L77 259H79V258H81V256H79ZM225 252H227V253H225ZM230 252H231V254H230ZM242 252V253H241ZM245 252V253H244ZM247 252V253H246ZM29 253H32L31 255L29 254ZM41 253V254H40ZM228 253L230 254V255H228ZM235 253H236V257L234 256L235 255ZM244 253V254H243ZM20 254V255H19ZM25 254H26V256H28V261H26V262H24L23 263V261L25 260V258H23V256L24 257H26L25 256ZM245 254L247 255V256H245ZM13 255V254H12ZM30 255V256H29ZM43 255V256H42ZM51 255V256H50ZM64 255V256H63ZM76 255V254H75ZM74 255V256H75ZM93 255H94V257H93ZM97 255V256H96ZM204 255V256H203ZM215 255V256H214ZM230 256V257H228V259H227V256ZM255 255V256H254ZM256 255H258V257L256 256ZM9 256V255H8ZM10 256H11V254H10ZM13 256H15V253H14V255ZM45 257V259L43 258L42 259V257ZM74 256H73V254H72V258H74ZM212 256H214V257H212ZM254 256V257H253ZM16 257V256H15ZM14 257V258H15ZM37 257L39 258V257H41V259L39 258V259H37ZM46 257H47V259H46ZM203 257V258H202ZM224 257V258H223ZM246 257H251L250 259H248V260H246ZM254 259H253V258ZM255 257H257L256 259H255ZM3 258V260H4V256H2L0 259H2ZM6 258V257H5ZM71 257L69 258V260H71L72 259ZM75 258V260H77ZM216 258H219L218 260L216 259ZM223 258V259H222ZM227 260H226V259ZM237 258V259H236ZM13 259V258H12ZM96 259H97V261H96ZM210 259V260H211ZM225 259V260H224ZM229 259H230V261H229ZM231 259H232V261H231ZM2 260V261H3ZM6 260V259H5ZM3 261V262H6V261ZM11 260V257H9L8 258V262H6V263H8L9 264V262L12 264V262H13V264L16 262V259L15 260H12V262L10 261ZM23 260V261H22ZM68 260V261H69ZM75 260H72V261H74L75 262ZM236 260V261H235ZM237 260H238V263H237ZM250 260V261H249ZM254 260V261H253ZM1 260H0V264H6V263H3ZM65 261V260H64ZM63 261V262H64ZM66 261H67V258H66ZM65 261V262H66ZM72 261H69V263H71V264H74V262L72 263ZM224 261V262H223ZM228 263H227V262ZM18 262H16V264L18 263ZM21 262V263H20ZM30 262H29V264H30ZM42 262V261H41ZM64 262V263H65ZM219 262V263H218ZM230 262V263H229ZM236 262V263H235ZM259 262V263H258ZM47 264L48 262L46 261V262H44L43 261V263L42 264ZM48 263V264H49ZM50 263V264H51ZM62 263V262H61ZM64 263H62V264H64ZM68 263V262H67ZM206 263V264H207ZM209 263V264H210ZM32 264V263H31ZM59 264V263H58ZM261 264V263H260Z\"/></svg>",
	"mask_w": 264,
	"mask_h": 264
},
{
	"label": "bare ground",
	"instance_id": "bare-ground-1",
	"mask_svg": "<svg viewBox=\"0 0 264 264\" xmlns=\"http://www.w3.org/2000/svg\"><path fill=\"white\" fill-rule=\"evenodd\" d=\"M1 1V0H0ZM18 1V0H17ZM16 1V2H17ZM35 1V0H34ZM101 1V0H100ZM99 1V2H100ZM107 1V3L109 2L110 3V0L108 1V0H105V1H101V2H106ZM118 0H116V2H117ZM120 1V2H119ZM118 1V4H117V7H116V2L115 1H113V3H114V11H117V12H119V14L118 13H116V15H118L115 19H114V21H116V23H114L113 21H111V23L113 22V25H117V26H119L118 24H120L121 25V23L120 22H122L121 21V17H122V13L125 11L126 12V10L128 9V8H130L129 6L130 5H128L129 3V1H127V3L128 4H126L125 5V7H126V10H124L122 13L120 12L121 11V9H119V8H123L124 9V5H123V3L125 4V2H121V0H119ZM131 1V0H130ZM140 1H142V3L143 4H145V2H143V1H146V0H139V2ZM159 1V0H158ZM259 1V0H258ZM21 2V1H20ZM27 2V1H26ZM25 2V5H29L28 3H26ZM30 2V1H29ZM73 2L74 3H76L77 5H78V7H77V14H78V16L80 17V19H81V21H82V24L84 25V26H87L86 28H89L90 26H91V24H89L93 19L92 18H95L96 19V17L98 18L102 13L100 12L101 11V9L104 7L103 5V7H100L99 9H98V6H100V4H101V2H100V4L98 3V1H96L97 3H98V6H94V4L93 3H95V0H93L92 2H91V0H73ZM132 2V1H131ZM130 2V3H131ZM138 2V1H137ZM138 2V3H139ZM97 3L95 4V5H97ZM104 3H102V4H104ZM119 3H122V5H123V7L122 6H120L119 5ZM142 3H139V4H142ZM2 4V3H1ZM8 3H6L5 4V6L7 5ZM35 4V3H34ZM106 4V3H105ZM104 4V5H105ZM136 4V3H135ZM19 5V4H18ZM21 5V4H20ZM31 5V4H30ZM33 5V4H32ZM92 5V6H91ZM110 5H111V7H112V3H110ZM110 5L108 6V4L106 5L107 6V8L108 7H110ZM118 5L120 6V7H118ZM132 5V4H131ZM137 5V4H136ZM250 5V4H249ZM4 6V7H5ZM8 6H9V4H8ZM7 6V7H8ZM13 6V5H12ZM17 6V5H16ZM34 6V5H33ZM94 6V7H93ZM105 6V7H106ZM133 6V5H132ZM145 6V8H144V10H146V6L147 5H144ZM143 5L141 6V8L142 7H144ZM1 7V6H0ZM7 7H5V9H4V11L6 10V8ZM90 7H92V10H91V12H93V10H94V13L96 14H94L95 15V17H94V15H92V14H90L89 16L90 17H92V18H90V17H88L87 16V18H90V22L87 24V21H89V19L87 20V18H86V14L88 13V9L90 8ZM134 7V6H133ZM115 8H118L119 9V11H118V9L117 10H115ZM135 8L137 9V8H139V5H137V7L135 6ZM140 8V9H141ZM9 9V8H8ZM106 9V8H105ZM104 9V10H105ZM112 9V10H113ZM122 9V10H123ZM1 10H3V8H1ZM25 10H27V12H29V13H31L32 11V9L30 10V11H28V9H25ZM111 10V9H110ZM109 10V11H110ZM112 10H111V12H112ZM138 10V9H137ZM143 10V9H142ZM98 11L100 12V14L98 13ZM130 11L131 12H133L132 11V9H130ZM1 12H3V11H1ZM33 12H34V10H33ZM31 13L30 15H32L33 14V16H29V13H28V16L30 17V19L32 20V21H34L35 20V17H34V14H35V12L34 13ZM131 12L130 13H126L127 15H129V14H131ZM136 11H134V13H135ZM140 12H142V11H140ZM140 12H136V13H139V16H140ZM144 12V11H143ZM146 12V11H145ZM5 13V12H4ZM3 13V14H4ZM24 12H21V14H23ZM136 13L134 14V15H136ZM8 14H9V12H8ZM7 14V15H8ZM10 14H11V11H10ZM10 14H9V18H10ZM15 14V13H14ZM14 14H11V18H13L14 17ZM37 12H36V20H37ZM104 14V13H103ZM102 14V15H103ZM115 14V13H114ZM121 14V15H120ZM125 14V13H124ZM146 14V13H145ZM23 15H25V14H23ZM42 15V14H41ZM41 15L40 14H38V17L41 19V21H43L42 23V26L41 27H39L38 29H39V31L41 30V28H43V25L45 24V22H46V20H48L49 21V18L48 19H45V20H43V16L41 17ZM92 15V16H91ZM134 15H132L133 16V19L135 20V23H136V20H137V18L139 19H141L142 21H140V19H139V21H138V23L137 24H139V22H143V24H144V22L146 21V18H145V21L143 20V18H141V17H138V16H136L135 18H134ZM138 15V14H137ZM2 16V15H1ZM17 16V15H16ZM108 16H109V14H108ZM108 16H107V18H108ZM115 16V15H114ZM120 16V17H119ZM4 17H5V15H4ZM18 17V16H17ZM25 17H26V15H25ZM112 17V15H110V17L109 18H111ZM123 17L125 18V16L123 15ZM127 17V16H126ZM145 17V16H144ZM16 18V17H15ZM27 18V17H26ZM45 18V17H44ZM105 18V17H104ZM103 18V19H104ZM108 18V19H109ZM112 18H114V17H112ZM112 18L110 19V20H112ZM120 18V19H119ZM128 18H130L129 20H130V24H132V28L134 27V25H135V27H137L138 25L137 24H134V20L132 21L131 20V16L130 17H127V20H128ZM160 18V17H159ZM187 18V17H186ZM3 19V18H2ZM22 19V18H21ZM40 19H38L37 21H36V24H37V22L40 20ZM92 19V20H91ZM94 19V20H95ZM100 19H101V17H100ZM99 18H98V20L97 21H99L100 20ZM117 19H118V22H117ZM162 19V18H161ZM18 20V19H17ZM26 20V19H25ZM28 20V19H27ZM93 20V22L95 23V21ZM187 20V19H186ZM6 21V20H5ZM10 21H12V20H10ZM10 21H9V23H10ZM13 21L15 22V19H13ZM47 21V22H48ZM101 21V20H100ZM99 21V22H100ZM104 21V20H103ZM106 21V20H105ZM104 21V22H105ZM108 22H109V20H107ZM162 21H163V19H162ZM184 21V20H183ZM20 22V21H19ZM93 22H91L92 24H94ZM95 23L96 24V26L98 25V24H100V23ZM107 22V23H108ZM181 22H182V20H181ZM27 23V22H26ZM32 23V22H31ZM48 23H52V21L51 22H48ZM48 23H47V25H48ZM106 23V22H105ZM111 23L109 22V24L111 25ZM127 23V22H126ZM184 23V22H183ZM182 23V24H183ZM187 23V22H186ZM186 23H184L185 25H188L189 26V24H186ZM189 23V22H188ZM2 24H3V22H2ZM11 24V23H10ZM15 24V23H14ZM16 24H19V23H17L16 22ZM35 24V27H37V25ZM39 24H41V22L39 21ZM49 24V25H50ZM53 24V23H52ZM124 25H125V22L123 23ZM134 24V25H133ZM178 24V23H177ZM184 24H183V26H184ZM5 25H7V24H5ZM24 26V29H25V31H28V30H26L27 29V27L25 28V24H23ZM27 25H28V23H27ZM31 25H34L33 23L31 24ZM101 25H102V23H101ZM101 25H98V26H100L101 27ZM104 25V24H103ZM106 25V24H105ZM129 26V21H128V24H126L125 26ZM139 25H141L142 26V23L141 24H139ZM145 25V24H144ZM53 26L55 27V25L53 24ZM107 26V25H106ZM105 26V27H106ZM127 26V27H128ZM141 26H140V28H141ZM177 25H175L174 27H173V29L176 27ZM188 26H184L185 28L186 27H188ZM1 27V26H0ZM9 27H11V25L10 26H8V28ZM13 27V26H12ZM14 27H15V29L13 28V30H15V32L14 33H17L18 32V30H16V25H14ZM18 27V26H17ZM30 27V26H29ZM28 27V29H30ZM35 27H32L33 29L35 28ZM46 27V26H45ZM45 27H44V29H45ZM104 27V26H103ZM104 27V28H105ZM110 27V26H109ZM121 27H123V26H119V27H117V28H119L118 30L120 31L121 29ZM127 27H125L126 29H127ZM129 27H131V26H129ZM129 27H128V29H129ZM145 27H147V25H145ZM160 27V26H159ZM159 27H157V28H159ZM179 27H181V25H179ZM20 28V27H19ZM107 28H108V26H107ZM111 28H112V26H111ZM142 28H143V26H142ZM178 28V27H177ZM176 28V29H177ZM183 28V27H182ZM182 28H179V29H182ZM24 29H20L21 30V32H22V30H24ZM41 30V31H45V30ZM46 29H48L49 31H51L52 29V31L54 32V28L52 27V26H49L48 28H46ZM51 29V30H50ZM56 29V28H55ZM93 29V28H92ZM98 30L99 28H97V27H94V30ZM115 29H116V27H115ZM128 29H127V31H128ZM135 29L136 28H134V30L133 29H130V30H133V31H135ZM179 29H177V30H179ZM0 30H1V28H0ZM9 30V29H8ZM37 30V29H36ZM34 31V32H36V33H34V32H30V34H28V32L30 31H28L27 32V34L25 35V34H22L21 32H19V33H21V36L22 35H24V37H22V39L24 38H29V37H26L27 35H29V36H31L32 37V35L34 34H36V36H37V34H39V31ZM100 30V29H99ZM102 30V29H101ZM101 30H100V32H101ZM104 30V29H103ZM103 30H102V32L100 33L99 31V33L100 34H102V36H103ZM108 30H110L109 28H108ZM112 30H114V28H112ZM122 30H123V28H122ZM130 30H129V32H127V36H126V34H124L123 32L124 31H126V30H123L121 33H122V35H123V37L122 36H119V37H122L123 39L125 38V36H126V38H128L127 40H129L130 39V37L132 38V36L134 37V34H132V36H131V34H130ZM137 31H136V33L138 32H140V30H139V28L137 27V29H136ZM158 30V29H157ZM182 30H184V28L182 29ZM33 31V30H32ZM48 31V32H49ZM85 31L86 32H88L86 29H85ZM106 31V30H105ZM104 31V32H105ZM115 31H117V29L116 30H114V32ZM143 31V33L142 34H144V31H145V29L144 30H142L141 29V32ZM194 31V30H193ZM1 32V31H0ZM6 32V31H5ZM47 32V33H48ZM52 32V33H53ZM57 32V31H56ZM94 32V31H93ZM96 32V34H97V31H95ZM110 32V31H109ZM108 32V33H109ZM112 32V31H111ZM110 32V33H111ZM120 32H119V35H120ZM176 32H178V31H176ZM179 32H181L180 34L182 35V33H183V31H179ZM191 32V31H190ZM19 33H17V34H15V35H17L16 36V38H18V40L17 41H21L20 43L19 42H16V39H14V34H10V36L12 35V37H13V39H14V41H15V43H16V45H17V43H19V45H17V46H19L18 48H20V46L21 47H25V46H27V45H24L25 43H26V40H20L19 39V37H18V35H19ZM24 33V32H23ZM33 33V34H32ZM41 34V36H43V34H45L44 32L42 33V32H40ZM55 33V32H54ZM59 33V32H58ZM88 33H90V32H88ZM117 33V32H116ZM116 33L115 34H113V37L114 38H116L117 36H116ZM126 33V32H125ZM131 33H132V31H131ZM135 33V32H134ZM171 33H173V31L171 32ZM170 33V34H171ZM189 33V32H188ZM56 34V33H55ZM59 34H61V33H59ZM91 34H92V31H91ZM100 34H99V36H100ZM105 34V33H104ZM140 34V33H139ZM148 34V33H147ZM165 34V33H164ZM6 35V34H5ZM14 35V36H13ZM33 35V36H34ZM38 36V37H40V38H38V37H36L37 39H41V36ZM48 35V34H47ZM47 35H44V37H42L43 38V40H44V38L45 37H47ZM58 34H56L55 35V37L57 36ZM98 35V34H97ZM111 35V34H110ZM117 35H118V33H117ZM125 35V36H124ZM130 35V36H129ZM145 35V34H144ZM157 35H159V34H157ZM157 35H156V37H154V40L155 39H157ZM8 37V40H9V38H12V37ZM102 36H100V37H102ZM106 36H108V34L106 35ZM106 36H104L103 38L104 39H106V40H108V42L110 43V41H112V40H110L109 41V36H108V39H107V37ZM129 36V37H128ZM139 35H137V37H138ZM142 36V35H141ZM145 36H147V35H145ZM160 36H161V38H162V35L160 34ZM159 36V37H160ZM178 36V38H180V37H182V36H180V35H178V34H176V36L175 37H177ZM180 36V37H179ZM30 37V38H31ZM35 37V36H34ZM49 37L51 38L52 37V39H51V42L54 40V41H59V42H62V44H64V46H61L62 44L60 43V46L61 47H65V45H66V48H65V52L67 53V55H69L70 54V51L71 52H73V54L74 53H77V52H79L77 49L78 48H76L77 47V44L76 43H73V42H70V37H63L62 36V38H61V36H57L58 37V39L57 40H55L54 38H53V36H52V34L51 35H49ZM96 37H98V36H96ZM112 37V36H111ZM149 37V36H148ZM147 37V38H148ZM173 37H174V35H173ZM184 37H186V34H185V36ZM4 39H5V37H3ZM103 38H100L101 40L103 39ZM114 38H111V39H114ZM126 38H125V40H126ZM145 38V37H144ZM147 38H145V39H147ZM153 38V37H152ZM161 38H159V39H161ZM171 38V37H170ZM4 39H2V41L4 40ZM37 39H33V37H32V41L33 40H36L35 42H37L35 45L32 43V41H30L29 39H28V41H27V44H29V41H30V45L32 46V44L34 45V48L36 49V47L35 46H38L37 47V50H38V48L40 47V45L39 44H41L42 42H43V40L41 41V43H40V40H38L37 41ZM61 39V40H60ZM95 39V38H94ZM98 38H96L95 40H97ZM99 39V40H100ZM137 39V38H136ZM143 39V38H142ZM145 39H143L144 40V42L147 44V42L145 41ZM158 39V40H159ZM177 39V38H176ZM184 39V38H183ZM47 40H49L48 39V37H47V39H46V41ZM117 40H118V38H116L115 39V42H113V46H115L114 44L115 43H117ZM132 40H133V38H132ZM130 41L131 43H133V41ZM196 40V39H195ZM194 40V41H195ZM12 41V43H13V40H11ZM22 41H24V43H22ZM45 41V40H44ZM57 41V43L55 42L54 44L55 45H57L59 42ZM122 41V39H120L119 38V41L118 42H121ZM142 41V40H141ZM149 41V40H148ZM178 41V40H177ZM190 41V40H189ZM38 42H39V44H38ZM107 42V43H108ZM124 42V44L125 45H123V43L120 45V44H118V45H120V47L122 46L124 49H125V47H127V48H129L132 44L130 43V45H129V43L128 44H126L125 43V41H123ZM128 42V41H127ZM143 42V41H142ZM158 42V41H157ZM161 42V41H160ZM163 42V41H162ZM169 42V41H168ZM4 43V42H3ZM14 43V44H15ZM45 43H47V44H49L50 43V41L48 42H45ZM98 43L100 44L101 42L100 41H98ZM108 43V44H109ZM138 43H140V42H138ZM137 43V44H138ZM176 44H177V42H175ZM182 43V42H181ZM189 43V42H188ZM2 44V43H1ZM8 44V43H7ZM22 44V45H21ZM47 44H46V46H47ZM54 44H52V46L54 45ZM108 44L106 45V43H104V40H103V42H102V44L101 45H103V46H105L106 45V47L105 48H108V49H110V50H112L111 48H112V46H110V48H109V46H108ZM137 44L135 45V47L137 46ZM143 44V43H142ZM142 44H140L141 46H143ZM146 44H144V45H146ZM149 44V43H148ZM148 44H147V46H148ZM156 44V43H155ZM162 44V43H161ZM161 44H158V46L160 47V45ZM9 45V44H8ZM12 44H10V49L11 50H13V49H15V47H13V46H11ZM15 45V46H16ZM43 45V44H42ZM49 45H51V44H49ZM54 45V46H55ZM109 45H112L111 43L109 44ZM128 45V46H127ZM139 45V44H138ZM207 45V44H206ZM208 45H210V43L208 44ZM207 45V46H208ZM212 45V44H211ZM234 45V44H233ZM5 46V45H4ZM29 46V45H28ZM59 46V44L57 45V46H55L56 48L57 47H60ZM102 46V47H103ZM108 46V47H107ZM156 47L157 48V51L158 50H160V51H162V47L161 48H159V47ZM171 46V45H170ZM170 46H168V47H170ZM174 46V45H173ZM9 47V46H8ZM13 47V48H12ZM33 47V46H32ZM49 47V46H48ZM51 47V46H50ZM49 47V48H50ZM80 47V46H79ZM138 47V46H137ZM144 47V46H143ZM148 47H150V46H148ZM201 47V46H200ZM211 47V46H210ZM214 47V46H213ZM233 47V46H232ZM0 48H1V46H0ZM5 48H6V46H5ZM5 48H3V49H5ZM28 48V47H27ZM40 48H43V49H45V50H43V51H41L43 54H44V51H46V49L47 48H45V46H41ZM40 48H39V50H40ZM53 48V47H52ZM104 48V50H108V49H105ZM146 48V47H145ZM156 48H154L153 50L155 51V49ZM159 48V49H158ZM165 48V47H164ZM163 48V49H164ZM166 48H167V46H166ZM206 48H209V47H206ZM226 48V47H225ZM3 49H1V52H2V50ZM8 49V48H7ZM16 49H17V47H16ZM22 49V48H21ZM20 49V50H21ZM26 49V48H25ZM60 50H61V48H59ZM67 49L69 50V51H67ZM122 49V48H121ZM124 49L121 51L122 53L124 52L125 54L127 53V52H125L124 51ZM134 49V48H133ZM136 49V48H135ZM149 49H151V47L149 48ZM170 49V48H169ZM169 49H168V51H169ZM175 49V48H174ZM191 51H193L192 49H191V47L189 48ZM214 49V48H213ZM212 49V50H213ZM219 49V48H218ZM11 50H6L7 52L9 51V55H10V53H13V51L11 52ZM18 51V50H14V51H17L16 52V55H15V58L17 57V54H18V52H22V56H23V58H22V60H24L25 58H24V55H26L27 53H29L30 51V53L32 54V52H35V54L37 55V53L39 52V51H32V50H34L33 48L30 50L29 49V51H25V54L23 53L24 51ZM48 51H51V48H50V50L49 49H47ZM52 50H55V51H53V52H58V54L59 53H61V51L59 52V50L58 49H52ZM57 50V51H56ZM77 50V51H76ZM125 50H127V49H125ZM141 51H140V53H139V55L141 54L142 55V57H144L145 58V60H146V52L147 51H145L144 50V48H141L140 49ZM152 50V49H151ZM151 50H148V51H151ZM172 50V49H171ZM186 50V49H185ZM215 50V49H214ZM216 50H217V47H216ZM226 50V49H225ZM5 51V50H4ZM48 51H46L45 53L46 54H48L49 52ZM63 51V50H62ZM74 51H76V52H74ZM153 51V52H154ZM173 51V50H172ZM221 51L223 52V50L221 49ZM220 51V53H222ZM27 52V53H26ZM48 52V53H47ZM64 52V53H65ZM109 52H111V51H109ZM113 52V51H112ZM134 52H136V51H134ZM137 52H139V49H138V51ZM159 52V51H158ZM175 52V51H174ZM173 52V53H174ZM217 52V51H216ZM215 52V53H216ZM219 52V51H218ZM224 52H227V50L226 51H224ZM224 52L222 53V54H224ZM3 53V52H2ZM1 53V54H2ZM52 53V52H51ZM80 53V52H79ZM79 53H77V54H74V55H77L76 57L75 56H72V54H70V58H68L69 60H71V57H73L72 59L74 60L75 58V60L73 61H69L68 59H65L64 57H63V54H59V55H57V54H55V55H57L56 57H59L60 55H62V56H60V62L62 61L63 62V60L62 59H64V61H66V60H68V61H66L65 63H62V64H60V68H61V65H64L65 64V66H67V65H69L67 62H71V63H76L75 61L77 60V58L80 60L79 61V63L81 62V60H83V59H81V58H79L78 56H81V55H79ZM148 53V52H147ZM167 53V52H166ZM190 53V52H189ZM193 53V52H192ZM200 53H201V51H200ZM6 54V53H5ZM4 54V55H5ZM8 54V53H7ZM24 54V55H23ZM34 54V53H33ZM33 54H32V56H33ZM39 54V53H38ZM41 54V53H40ZM54 54V53H53ZM151 54V53H150ZM161 53H159V55H160ZM175 54H177V53H175ZM179 54V53H178ZM177 54V55H178ZM185 54V53H184ZM227 54V53H226ZM231 54V53H230ZM21 55H20V53H19V56H18V58L19 57H21ZM64 55H66V54H64ZM107 55H109V58H111L112 57V54H111V56H110V53L109 54H106V56ZM138 54H136V56H137ZM158 55V54H157ZM166 55V54H165ZM189 55V54H188ZM197 55V54H196ZM202 55V54H201ZM213 55V54H212ZM217 54H215V56H216ZM27 56V58H28V55H26ZM30 56V55H29ZM35 56V55H34ZM47 55H44V57H46ZM121 56V55H120ZM134 56V55H133ZM156 56V55H155ZM223 56V55H222ZM229 56V55H228ZM8 57H14V56H8ZM37 57V56H36ZM36 57H33V58H30L31 60L33 59H35ZM41 58H42V56H40ZM43 57V58H44ZM49 57H52V55L51 54H49ZM55 57V56H54ZM53 57V58H54ZM69 57V56H68ZM124 57V56H123ZM123 57L122 58H119V61H121L120 59H123ZM150 57V56H149ZM158 57V56H157ZM164 57H167V56H164ZM175 57V56H174ZM177 57V56H176ZM190 57V56H189ZM214 57V56H213ZM216 57H218V56H216ZM224 57H225V54H224ZM226 57H227V55H226ZM39 58V57H38ZM37 58V59H38ZM40 58V63H42V59ZM53 58H51V59H53ZM62 58V59H61ZM108 57L106 58V59H102V60H100L101 61V63L103 62V61H109L110 59H109ZM117 58V59H118ZM125 58H126V56H125ZM158 58H161L160 60H161V63L159 62V61H157L156 59L157 58H155V61H157L158 62V64H157V62H156V64H155V61L154 60H152L153 62H154V64H155V66H157V65H159V63L160 64H166V59L164 58V63H162V55H161V57L159 56ZM168 58H170V57H168ZM172 58H173V56H172ZM193 58V57H192ZM207 58V57H206ZM223 58V57H222ZM36 59V60H37ZM47 59L49 60L50 58H48V56H47ZM47 59L45 60V59H43V61L45 60V61H47ZM51 59L49 60V61H51ZM57 59V58H56ZM116 59V58H115ZM127 59V58H126ZM140 59V58H139ZM151 59H154V58H151ZM177 59V58H176ZM187 59V58H186ZM185 59V60H186ZM195 59V58H194ZM193 59V60H194ZM201 59V58H200ZM220 59V58H219ZM233 59V58H232ZM12 60H14V59H12ZM16 60H18V59H15L14 60V62L16 61ZM35 60V61H36ZM54 60V59H53ZM135 60V59H134ZM168 60V59H167ZM180 60V59H179ZM189 60H191V58L189 59ZM191 61L190 62V64H192V62H193V64L194 63H198V62H195V61ZM195 60H198L197 58L195 59ZM213 60V59H212ZM211 60V61H212ZM223 60H224V58H223ZM227 60H229L228 58H227ZM11 61V60H10ZM21 61V60H20ZM20 61H17V62H19V64L18 65H21L20 63ZM30 61V60H29ZM49 61H47V62H49ZM55 61H58V59L57 60H55ZM100 61L98 62L97 60H96V62L95 63H97L96 64V69H94L95 68V63H93V66H92V68L94 69H92V70H89L90 68H89V66H91L92 65V63H87V58H86V60H85V58H84V60H83V63H85L86 62V65H88V68L86 67L85 68V66L82 64V65H80L79 63H78V65L80 66H78V68L80 69L79 71H81V68L83 69V68H85V69H87L88 71H86L87 73H89V75L91 74L90 73V71L92 72H94V74H96L95 72L97 71H99V66L101 65H99V63H100ZM118 61V60H117ZM116 61V62H117ZM136 61V60H135ZM147 61V60H146ZM149 61V62H148ZM148 63L150 64V59L148 58ZM169 61V60H168ZM168 61H167V64H168ZM176 61H178V60H175V62ZM181 61V60H180ZM184 61V60H183ZM182 61V62H183ZM202 61V60H201ZM222 61V60H221ZM220 61V62H221ZM17 62H16V67H17ZM24 62H25V60H24ZM23 61H22V64L24 63ZM27 62V61H26ZM91 62H93V61H91ZM122 63L124 62L125 63V61H121ZM140 62H141V60H140ZM152 62V63H153ZM170 62H172V61H170ZM187 62H189V61H187ZM187 62H183V63H181V62H178V64L179 63H181V64H183L184 66H185V64H188L189 65V63H187ZM203 62V61H202ZM214 62H216V60L214 61ZM219 62V63H220ZM225 62H226V60H225ZM228 62V61H227ZM232 62H234V61H232ZM232 62H231V65H232ZM38 63V65L35 63V62H33V65H34V68L35 69H38L37 67L39 66V65H41L40 67H43L44 66V63L43 64H39V62H37ZM50 63H52V62H50ZM67 63V64H66ZM70 63V65L71 66H73V64H71ZM120 63V62H119ZM146 63V62H145ZM147 63V64H148ZM151 63V64H152ZM177 63V62H176ZM207 63H209L210 64V62H207ZM206 62L203 64H201V62L200 63H198L199 64V66L198 67H202L203 66V68H204V72H206L207 73V71H208V73L205 75V76H208V74L210 73V71L209 70H206L210 65L208 64L207 66L208 67H206V69H205V67H204V65H206L207 64ZM229 63V62H228ZM28 64V63H27ZM47 64V63H46ZM45 64V65H46ZM109 64H110V61H109ZM126 64V63H125ZM137 64V63H136ZM142 64H144V62L142 63ZM151 64H150V67H153V66H151ZM170 64L172 65V63H169V66L167 67V69L170 67H172V68H174L173 66H170ZM181 64H180V66H181ZM212 64V63H211ZM217 64H218V62H217ZM13 65H15L14 63H13ZM35 65H36V67H35ZM43 65V66H42ZM59 65V64H58ZM97 65H99L98 67H97ZM174 65H176V64H174ZM202 65V66H201ZM236 65V66H235ZM235 65H234V63H233V65H232V67L233 68H230V66L229 65H227V67L229 66V70H233L235 67L236 68H239L240 70H238L239 71V73L240 74H242L241 76H244L243 75V70H242V68L239 66L238 67V64L235 62ZM22 66V65H21ZM24 66H25V64H24ZM31 66V65H30ZM76 66V65H75ZM83 66V67H82ZM125 66V65H124ZM126 66H128L127 64H126ZM159 66H161V65H159ZM159 66H157V67H159ZM163 66V65H162ZM179 66V65H178ZM187 66V65H186ZM191 66V65H190ZM214 66V65H213ZM14 67V66H13ZM20 66H18V68H19ZM27 67H28V65H27ZM39 67V68H40ZM47 67V66H46ZM46 67H44V69L43 70H45V68ZM64 67V66H63ZM63 67H62V69H63ZM166 67V66H165ZM191 67H193V66H191ZM190 67V68H191ZM194 67H196L195 65H194ZM197 67V68H198ZM217 67H219V66H217ZM222 67H224L223 65H222ZM227 67H225L226 69H227ZM17 68V69H18ZM59 68V69H60ZM68 68H70V66L68 67ZM68 68L66 67V68H64L63 70H68ZM73 68H74V66H73ZM109 68V67H108ZM148 68V67H147ZM154 68L155 67H153V69H150V71L152 70H154ZM176 68H178V67H176ZM183 68V67H182ZM190 68H189V70H190ZM203 68H202V70H203ZM216 68V67H215ZM11 69H16V68H11ZM10 69V70H11ZM20 69V68H19ZM26 69V68H25ZM31 69H32V67H31ZM34 69V70H35ZM42 69V68H41ZM47 69V68H46ZM58 69V68H57ZM62 69H60L61 70V72H63L62 71ZM71 69H72V67H71ZM98 69V70H97ZM124 69V68H123ZM149 69V68H148ZM209 69V68H208ZM12 70V71H13ZM22 70V69H21ZM30 70V69H29ZM50 70V69H49ZM52 70H54V69H52ZM51 70V71H52ZM60 70H56V67H55V70L54 71H60ZM75 70V69H74ZM77 70V69H76ZM96 70V71H95ZM127 70V69H126ZM156 70H158V69H155V72H156ZM165 70H166V68H165ZM164 69H163V71H165ZM174 70V69H173ZM177 70H180V67L177 69ZM183 70V69H182ZM185 70H186V68H185ZM187 70H188V66H187ZM189 70L188 71H186V73L188 74L189 73ZM191 70H194V69H191ZM198 70H200V72L202 73L203 71H201V69L199 68ZM15 71V70H14ZM20 71V70H19ZM69 71V70H68ZM68 71H65V73L67 72L68 74H69V72ZM83 71V70H82ZM81 71V72H82ZM128 71V70H127ZM162 71V67H161V69H160V71L159 72H157V73H160ZM168 71V70H167ZM166 71V72H167ZM175 72H176V70H174ZM184 71V70H183ZM220 71V73H221V70H219ZM223 71V70H222ZM237 71V69L235 70V72ZM17 72V71H16ZM34 72V71H33ZM41 72H43V71H41ZM46 72H47V70H46ZM50 72V71H49ZM70 72H74L73 70L72 71H70ZM86 72H83V73H85L86 74ZM118 72H120V71H118ZM118 72L116 71V74H118ZM180 72V71H179ZM192 72V71H191ZM190 72V73H191ZM196 72H198V73H200L199 71H193V73H195L196 74V76H197V73ZM21 73V72H20ZM23 73V72H22ZM37 73V72H36ZM71 73V74H72ZM80 73V72H79ZM123 73V75H124V73H125V69H124V72H122ZM143 73V72H142ZM146 72H144L143 74H145ZM151 73V72H150ZM149 73V75L148 74H146L147 76H146V81H147V84H148V91H147V94H146V97H147V99H146V102H145V115H144V118H147V119H149L150 121H155L156 122V124H158V125H160V126H162L163 128H166V129H168V135H165V136H163L162 138H160V137H157V135L155 134V133H153V135H152V137H146L143 133V136H141V139H140V141H142V142H144L143 140H142V138H144L145 137V143H146V145H145V147H147L146 149H143V146L144 145H142L141 146V143L139 144L138 142V140L139 139H137V137H134V134H133V137H132V139H135L136 141H138V142H136L135 141V144L136 143H138L139 145H140V147H142V149L145 151V150H148L149 151V153H150V155L151 156H156L155 158H157L155 161L153 160V159H151L150 158V160L148 159V161H147V158H146V161L145 160H143V161H145V166H144V164H143V161H142V166L140 165V163H139V165L140 166H138V164L137 163H135V162H137L138 161V159L139 158H136L135 157V155H133V158H135V159H132L133 161L135 160V167L137 168V167H140V168H142L143 169V166L145 167V169H143V170H145V176L143 177V178H145V183H144V185L143 186H145V195H147V202L145 203L146 204V210H147V214H151V215H161V214H163V217L165 218V220H166V222L167 223H169L170 224V226H171V228L172 229H174V230H176V231H178V232H181V233H183V232H185V231H187L188 233H190V231H194V229H195V227H196V229L199 227H201V226H199V224L200 225H202V223L205 225V233H207L208 235H211V237H212V235H221V236H224V237H227L226 239H228V237H229V239L231 238V237H233L232 239H233V241L235 240L234 239V237H240V236H246L245 238L247 239V237H249L250 236V238H252L253 236L255 237H258V226L259 227H261L260 226V224H259V221L261 220V219H264V217H262L261 216V213H260V202H261V200H262V198H264V85H262L260 82H258V81H253V80H249V79H247L246 77H243V79H240L241 77H239V79H238V77L236 78V74L234 75V73H233V78H235L236 80H237V83L239 82V85H238V87H236V86H233V84H232V82H227V83H223V84H220L219 86L221 87V89H220V91L218 90V93H217V91L214 93V90H211V92L212 93H214V95L216 94L217 96H216V99L217 100H219V102L218 103H220L221 101H222V103L223 104H215V102H217L216 100L214 101L213 99V101H214V104L212 103V101H210V99L209 98H211L210 96H214L213 94H211V95H209V100L207 99V101H210V103H212V105L209 103V102H206V99L204 100L203 98H201L202 100H204V102L202 103V105L200 106L199 105V107H197V109H195V107L193 106V103L192 102H194L193 101V99L194 100H196L195 102H197V99H195L194 97H193V93H192V91H190L189 89H188V86L191 84L190 82H192L193 81V79H192V81H190V79H189V85L187 86L186 84H184L183 82L185 81L184 80V78L186 77L185 75V77L183 78V79H181V76L180 77H178L179 76V74L181 73H179L178 74V71L176 72V75H171V73H170V71H169V75H165L166 73H162V74H157V75H153V74H150ZM183 73V72H182ZM180 74V75H183L184 73H185V71H184V73L183 74ZM212 73H214V71L212 72ZM212 73L211 74H209V76L210 75H212ZM217 73H218V71H217ZM239 73H238V75H239ZM3 74V73H2ZM62 74V73H61ZM64 74V73H63ZM74 74H77V76L75 77V78H77L78 77V73H74ZM81 74V73H80ZM93 73H92V76H91V81H92V77H93V75H94ZM156 74V73H155ZM174 74V73H173ZM204 74V73H203ZM225 74H227V73H225ZM225 74H224V76H225ZM231 74V73H230ZM1 75V74H0ZM84 75V74H83ZM126 75V74H125ZM178 75V76H177ZM190 75H192V73L191 74H189V75H187V76H190ZM221 75V74H220ZM222 75H223V73H222ZM20 76V75H19ZM30 76V75H29ZM31 76H33V75H31ZM67 76H69L70 77V74L69 75H67ZM72 76H73V74H72ZM128 76V75H127ZM195 78H196V76L195 75H193ZM192 76V77H193ZM201 76V75H200ZM204 76V75H203ZM208 76V79L207 80H210V82H212V80H213V82H215L214 80L217 78V77H219V76H217L216 78H215V76L216 75H214V77L213 76H211V77H209ZM224 76H223V78H224ZM229 76V75H228ZM235 76V77H234ZM240 76V75H239ZM1 77V76H0ZM11 77H12V75H11ZM20 77H25V79H21ZM19 78L22 80V81H24L26 84L25 85H31L32 83H34V82H32V79L33 78H31V82L29 81V78H28V81H29V83H27L28 81L26 80V78L28 77H26V76H20ZM34 77V76H33ZM36 77V76H35ZM72 78L71 80L72 81H75V78ZM82 78V76L81 75H79V78H77V84L75 85L76 87H77V89H78V87H79V81H80V79ZM85 77V76H84ZM86 77L88 78V77H90V76H88V75H86ZM85 77V78H86ZM96 78H97V76H95ZM94 77V78H95ZM141 77V76H140ZM191 77V76H190ZM189 77V78H190ZM193 77V78H194ZM214 79H213V78ZM16 78H18V76H16ZM126 78V77H125ZM142 78H144V77H142ZM141 78V79H142ZM187 78V77H186ZM205 78V77H204ZM211 78H212V80H211ZM10 79V78H9ZM13 79H14V76H13ZM34 79H36V78H34ZM33 79V81H35ZM89 79V80H90ZM206 79V78H205ZM221 79V78H220ZM220 79H218L217 78V80L219 81ZM17 80H19V79H17ZM27 82H26V81ZM69 80V79H68ZM68 80L67 81H65V79H64V83H65V85H66V83L68 82ZM70 80V81H71ZM85 80V79H84ZM87 81H88V79H86ZM94 80V79H93ZM143 80V79H142ZM216 80V81H217ZM16 81V80H15ZM21 81V82H22ZM39 81V80H38ZM70 81L67 83V85H69V84H71L70 86H72V87H67L66 89L68 90V88L71 90V88L74 90H77L76 89V87L74 86V85H72V84H74L73 82L72 83H70ZM82 81V80H81ZM80 81V83H82ZM91 81H90V83H91ZM95 81V84H93V86L94 85H99V84H97L96 83V79L94 80ZM217 81V84H219L220 83V81L218 82ZM223 81V80H222ZM224 81H229L228 80V78L225 80L224 79ZM230 81H234V80H232V79H230ZM85 82L86 81H83V83L85 84ZM93 82V81H92ZM142 82V81H141ZM206 82V84H209L210 85V83H207L208 81H205ZM31 83V84H30ZM36 83H37V81H36ZM63 83V82H62ZM89 83V82H88ZM89 83V85L91 86L92 85V83L90 84ZM196 83V82H195ZM204 83V82H203ZM222 83V82H221ZM35 84V83H34ZM40 84V83H39ZM38 84V85H39ZM59 84V83H58ZM57 84V85H58ZM138 84V83H137ZM206 84H205V86H206ZM215 84V83H214ZM214 84L212 83V85H213V87H214ZM217 84H215V87H217ZM60 85V84H59ZM143 85V84H142ZM192 85H193V83H192ZM191 85V86H192ZM212 85H210V87L212 86ZM237 85V84H236ZM0 86H3V84L1 83V85ZM32 86V85H31ZM61 86V85H60ZM58 87V88H62V87ZM80 86H82V84L80 85ZM86 86H88L87 85V83H86ZM89 86V87H90ZM119 86V85H118ZM122 86V85H121ZM127 86V85H126ZM147 86V85H146ZM186 86H187V89L189 90H187L186 89ZM191 86H189V88L191 87ZM202 86V85H201ZM200 86V87H201ZM204 86V84H203V87H205ZM218 86V87H219ZM5 86H3L2 88H4ZM13 87V86H12ZM11 87V88H12ZM15 88L17 87L16 85L14 86ZM20 88H18V89H16V90H18L19 92H23V94L25 95V97H26V94L24 93V92H27V91H25V88H23V86L21 85V86H19ZM21 87H22V89H21ZM34 87V86H33ZM74 87V88H73ZM83 87H85V85L83 86ZM99 86H97V88H98ZM115 87H117V86H115ZM114 86H113V88L115 89V90H113V93L115 92H117V93H119L117 90H119V89H116ZM203 87H202V89L201 88H199V89H201V90H203ZM209 86H207V88H208ZM217 87V88H218ZM219 87V88H220ZM236 87V88H235ZM27 88H29L30 89V91L31 90H33L32 88H30V87H27ZM36 88V84H35V87H34V89ZM41 87L39 86V89H40ZM52 88V87H51ZM80 89L82 88V87H79ZM86 88V87H85ZM85 88H82V90L83 89H85ZM95 88H96V86H95ZM100 88H102V86H100L99 87V89H98V91L97 92H101V91H103V88H102V90H100ZM119 88V87H118ZM121 88V87H120ZM124 88H126V87H124ZM147 88V87H146ZM217 88H215V89H217ZM22 91H21V90ZM39 89L37 88V90L39 91ZM56 89V88H55ZM80 89H78L77 91L78 92H75V91H71V94H73L74 92L75 93H77V94H75V95H78V94H81L80 93ZM195 89V88H194ZM198 89V88H197ZM211 89H214V88H212L211 87ZM2 90H4V89H2ZM5 90H8V92H9V90H11V89H7L6 87H5ZM13 90V89H12ZM24 90V91H23ZM26 90H28V89H26ZM41 90V89H40ZM66 90V91H67ZM80 90V91H79ZM92 86H91V89H89V92L91 91L92 92ZM121 90H122V88H121ZM205 90V92L207 91V90H210V89H204ZM0 91H1V89H0ZM29 91V90H28ZM36 91V90H35ZM65 91V90H64ZM85 91V90H84ZM95 91H96V89H95ZM95 91H93L94 93H95ZM106 91H108V90H106ZM109 91H111L110 89H109ZM108 91V92H109ZM3 92H7V91H3ZM7 92V93H8ZM11 92V91H10ZM14 93H12V94H17V93H19V92H17V91H13ZM40 92V91H39ZM42 92V91H41ZM61 92H63L62 90H61ZM90 92V95L93 93H91ZM99 92V94H101V95H99V97L97 96V99H95L96 97H94V96H96V95H94V93L91 95L94 99H92V97H91V99H92V102H90V104L91 103H93L92 104V106L94 105V103H96L95 101L97 100H99L97 103H99L100 101H101V96H102V93H100ZM193 92H194V90H193ZM211 92H209V93H211ZM237 92V93H236ZM6 93V94H7ZM38 93V92H37ZM52 93V92H51ZM54 93V92H53ZM58 93V92H57ZM66 93V92H65ZM64 93V94H65ZM67 93H69V91H67ZM103 93H105V91L103 92ZM114 93V94H115ZM117 93H116V95H117ZM124 93H125V91L123 92V95H124ZM144 93V92H143ZM199 92H197V94H198ZM201 93V92H200ZM208 93V94H209ZM235 93V94H234ZM0 94H1V92H0ZM22 94V95H23ZM58 94H60V93H58ZM70 94V93H69ZM108 94V93H107ZM111 94H112V92H111ZM196 94V92H194V95ZM207 94V95H208ZM28 95V94H27ZM68 94H66L65 96L66 97H68L67 96ZM109 95V94H108ZM113 95V94H112ZM30 96V95H29ZM61 96H62V94H61ZM60 96V97H61ZM103 96H105V98H108L110 101H111V99L113 98V99H116L117 98V96L114 98V97H112V98H110V96H106V94H104ZM197 96H200V95H196L195 97H197ZM201 96H202V94H201ZM204 96H206V93H205V95ZM55 97V96H54ZM57 97V96H56ZM59 97V96H58ZM57 97V98H58ZM69 97H70V95H69ZM68 97V98H69ZM72 97V96H71ZM79 97V96H78ZM82 97V96H81ZM119 97V96H118ZM122 97H125V96H122ZM145 97V98H146ZM232 97H236V98H239V100H238V102H235V100H236V98H235V100H233L232 99ZM27 98V97H26ZM25 98V100H27ZM65 98V97H64ZM63 98V99H64ZM90 97L88 96L87 97V99H89ZM99 98V99H98ZM197 98H199V97H197ZM204 98H206V97H204ZM214 99H215V97H213ZM10 99V98H9ZM48 99V98H47ZM49 99H51V98H49ZM66 99L67 98H65V101H66ZM70 99V98H69ZM68 99V100H69ZM72 99V98H71ZM122 99H124V100H122ZM121 100L123 101V103L122 102H120V104L122 103V105H123V107H122V105H120L119 107H122L123 109L125 108V107H127V106H125V103H124V101L126 100V98H122ZM200 99V98H199ZM233 100L234 102H232V101H230V100ZM1 100V99H0ZM24 100V101H25ZM42 100H44V99H42ZM54 101H55V99H53ZM59 100V99H58ZM57 100V101H58ZM104 100V98H102V101ZM107 100V99H106ZM106 100H105V103H106ZM121 100H118V99H116V100H114V101H116L117 103H118V101H121ZM223 100H225V101H223ZM23 101V100H22ZM46 101V100H45ZM49 101H51V100H49ZM62 102H63V100H61ZM64 101V102H65ZM70 101V100H69ZM68 101V102H69ZM86 101H88V100H86ZM237 101V100H236ZM245 102V103H241V102ZM12 102H14V100H12ZM11 102V103H12ZM28 102H30V101H28ZM48 102V101H47ZM52 102V101H51ZM50 102V103H51ZM62 102H58L57 104L59 105V103L61 104ZM73 102V104H72V106L74 105H78L79 104V108L76 106V108H78L79 110H78V112L76 111L75 112V110H72V106L70 105V107H71V110L72 111H74L73 113H76V117H78V116H80V118H81V115H82V118H85V117H83L85 114H82V112H85V106L83 107V105H82V103L80 102H78V103H76L74 100L72 101ZM113 100L111 101V103L109 104L108 102H107V109L109 110V112H108V110H106V108H105V111H106V113H105V111H103L104 110V108H102L101 110L106 114V116H108L107 114L108 113H110V114H112L111 112H113L114 111V109L116 110V109H121V108H118V104H117V106H111V110L108 108L109 107V105H112L113 103ZM115 102V103H116ZM199 102H201L200 100H198V102L197 103H199ZM206 102V104L207 103H209L208 105H204V103ZM16 103H17V101H16ZM16 103H14V104H16ZM19 103V102H18ZM46 103V102H45ZM69 103H71V101L69 102ZM102 103V102H101ZM100 103V104H101ZM234 103V104H233ZM21 104V103H20ZM32 104H34V103H32ZM52 104H53V102H52ZM56 104V105H57ZM65 104H66V102H65ZM64 104V106L66 107V108H68L66 105ZM13 105V104H12ZM28 105V104H27ZM47 105V104H46ZM54 105V104H53ZM67 105H68V103H67ZM82 105V107H83V110H80V106ZM87 105H89L88 104V102H87ZM102 106H103V103L101 104ZM38 106V105H37ZM36 105H35V108L37 107ZM42 106V105H41ZM45 106V105H44ZM49 106H51V105H49ZM48 106V107H49ZM60 106V105H59ZM92 106H90V108L92 107ZM96 106V105H95ZM97 106H100V105H98L97 104ZM96 106V107H97ZM104 106H105V104H104ZM2 107V106H1ZM9 107H11L10 105H9ZM8 107V108H9ZM24 107V106H23ZM25 107H26V104H25ZM51 107H52V109H51ZM50 107V109L49 110H51L49 113L51 114V116L53 115L52 113H54V110H53V108L54 107H56V106H51ZM63 107V106H62ZM89 107V106H88ZM101 107V106H100ZM113 107H115L114 109H113ZM13 108H14V106H13ZM21 108H22V106H21ZM30 108H31V106H30ZM34 108V109H35ZM39 107H37V109H38ZM42 109L44 108V107H41ZM41 108H40V110H41ZM45 108H47V107H45ZM94 108V107H93ZM92 108V111L94 110L95 112H93V113H91V114H89V112H88V115H92V114H97V112L99 111L98 109H97V111L95 110V108L93 109ZM4 109V108H3ZM25 109V108H24ZM57 107H56V111H57ZM74 109V108H73ZM9 110V109H8ZM7 110V111H8ZM22 110V109H21ZM26 110V109H25ZM44 110H46L47 111V109H44ZM52 110H53V112H52ZM63 110V109H62ZM66 110V109H65ZM68 111H71L69 108L67 109ZM77 110V109H76ZM113 110V111H112ZM10 111V110H9ZM28 111V110H27ZM45 111V112H46ZM55 111V112H56ZM64 111V110H63ZM68 111H66V113L68 112ZM82 111V112H81ZM91 111V112H92ZM121 111V113H122V115H121V113H119L118 114V112H120ZM120 111H115V112H113L114 114H112L113 116H111V117H116L117 119L119 118V117H117V115H119V116H121V117H123V115H124V117H126V115H128V117H129V114H130V112L128 111V113L126 114V113H124L123 111H125V110H120ZM1 112H3V110L1 111ZM14 112V111H13ZM22 112H23V110H22ZM29 113H30V111H28ZM58 112V111H57ZM81 112V115L79 114V115H77V113H80ZM32 113V112H31ZM40 113L42 114L43 112H41L40 111ZM47 113V112H46ZM48 113V114H49ZM59 113V112H58ZM70 113V112H69ZM68 113V114H69ZM72 113V112H71ZM72 113V114H73ZM86 114H87V111L85 112ZM104 113H102L101 111H99V113L98 114H100L99 116H101L102 114H103V116L102 117H104ZM124 113V114H123ZM132 113V112H131ZM14 114H16V112L14 113ZM28 114V113H27ZM26 114V115H27ZM47 114V115H48ZM49 114V115H50ZM61 114V113H60ZM64 114V113H63ZM72 114H71V116H72ZM140 114V113H139ZM19 114H18V112H17V115H15V117H17ZM35 115V114H34ZM66 115V114H65ZM65 115H61V116H63V117H65ZM88 115H86V116H88ZM138 115V114H137ZM4 116V115H3ZM31 116V115H30ZM32 116H33V114H32ZM43 116V115H42ZM45 116V115H44ZM68 116V115H67ZM69 116H70V114H69ZM68 116V117H69ZM106 116L104 117V120H106L105 118H106ZM140 116H141V114H140ZM21 117V116H20ZM38 117V116H37ZM48 117V116H47ZM53 117V116H52ZM63 117H60V118H63ZM73 117V116H72ZM75 117V118H76ZM110 116H109V118H111ZM120 117V118H121ZM124 117H123V120H124ZM131 117V116H130ZM5 118V117H4ZM40 118V117H39ZM42 118V117H41ZM49 118H51V117H48V120H49ZM54 118V117H53ZM53 118H51V119H53ZM71 117H69V118H67V119H65L66 121H63V122H67L66 123V128L67 127H69V125L71 126V124H72V122H73V120L71 119V121L72 122H70L69 121V124H68V120L70 119ZM91 118H92V116H91ZM90 118V119H91ZM112 119V120H116L117 121V119ZM127 118V117H126ZM138 118V117H137ZM142 118V117H141ZM141 118L139 119V121L141 120ZM0 119H1V116H0ZM7 119V118H6ZM14 119V118H13ZM12 119V117H11V120H13ZM33 119V118H32ZM38 119V118H37ZM64 119V118H63ZM96 119L97 118H95V121H96ZM128 119H130V118H128ZM134 119V118H133ZM10 120V119H9ZM16 120V119H15ZM54 120V119H53ZM56 120V119H55ZM77 120V119H76ZM82 120V119H81ZM87 120V119H86ZM93 120H94V118H93ZM98 120V119H97ZM100 120V119H99ZM99 120H98V122H96L97 124H100L99 123ZM111 120V119H110ZM109 120V122L108 121H103V119H101V122L103 121L104 123L103 124H106L107 122H108V124L110 123V127H111V125L114 123L113 121H110ZM119 120V119H118ZM123 120H121V121H123ZM136 120V119H135ZM138 120V119H137ZM143 120V119H142ZM20 122H21V120H19ZM18 120L16 121V122H19ZM28 121V120H27ZM29 121H31V120H29ZM36 121V120H35ZM47 121V120H46ZM46 121H44V122H46ZM60 121L61 120H59V123H60ZM95 121H92V122H94L95 123ZM121 121H119L118 123H120ZM0 122H1V120H0ZM11 122V121H10ZM13 122H15L14 120H13ZM16 122H15V124H16ZM40 122V121H39ZM81 122V121H80ZM84 122V121H83ZM82 122V123H83ZM91 122V121H90ZM125 122V124H126V126L128 127V124H130V123H132V122H130V123H128L127 122V120H125L124 121ZM136 122V121H135ZM141 122V121H140ZM139 122V123H140ZM8 123V122H7ZM12 123V122H11ZM29 123V124H28ZM27 124V126L25 127V128H27L28 127V130H29V127H31L30 125H33L34 127V129H35V125H36V122L35 123H33V122H28ZM49 123H52V122H50L49 121ZM54 123V122H53ZM65 123H63L64 124V127H65ZM82 123H79V124H82ZM87 123V122H86ZM117 123V122H116ZM116 123H114V124H116ZM138 123V122H137ZM136 123V124H137ZM142 123V122H141ZM140 123V124H141ZM2 124L3 125H5L6 123L4 122H2ZM1 124V126H3ZM10 124V123H9ZM23 124H25L26 125V123H24V121H23V123H22V126H21V129H22V127H23ZM44 124V123H43ZM74 124L75 125H79V124H77V121H74ZM74 124H72V125H74ZM108 124H106V125H100V126H98V127H104V129H107V128H105V126L106 127H109L108 126ZM121 124V123H120ZM120 124H118L119 125V127H123L122 125L123 124H121V126H120ZM133 124H134V122H133ZM12 125V124H11ZM19 125V124H18ZM37 125H38V123H37ZM37 125H36V129H37ZM58 125V124H57ZM62 125V124H61ZM86 125L87 124H85V127H84V125L82 124V125H80V126H82V127H84V128H80V132L79 133H81V129H84L85 130V132H86V129H88L89 127L91 128H89V130H91V132L93 133V130H94V128H93V126H92V124H91V126H89V127H87L86 128ZM96 125V124H95ZM142 125V124H141ZM0 126V127H1ZM10 126V125H9ZM14 126V125H13ZM12 126V127H13ZM40 126V125H39ZM47 126H51V125H48L47 124ZM79 126V127H80ZM117 126V125H116ZM116 126H114L113 127V125H112V127L114 128V129H116L115 127ZM125 126V127H126ZM5 127V126H4ZM4 127H2V129L4 128ZM6 127H8V126H6ZM6 127H5V129L4 130H6ZM16 127V126H15ZM14 127V128H15ZM19 127H20V125H19ZM41 127H42V132H43V130H45V125H44V127L43 126H40V127H38V128H40L41 129ZM52 127H54V130L56 131V128H55V125H53ZM57 127V126H56ZM63 127V129H65ZM72 127H74V128H76L75 126H72ZM79 127H77L76 129H78L79 130ZM111 127V128H112ZM11 128V127H10ZM13 128V129H14ZM44 128V129H43ZM46 128H48V127H46ZM100 128V129H101ZM113 128L111 129V130H113ZM129 128V127H128ZM128 128H126V129H128ZM133 128V127H132ZM131 128V129H132ZM136 128V127H135ZM141 128V127H140ZM139 128V129H140ZM1 129V130H2ZM9 129V128H8ZM12 129V130H13ZM15 129H17V128H15ZM30 129H32V127L30 128ZM39 129V130H40ZM52 129V130H51ZM75 129V130H76ZM98 129V128H97ZM130 129V130H131ZM11 130V131H12ZM24 130H26V131H28L27 129H24ZM53 131V128H48V131ZM89 130H87V132L89 133V134H92V133H90V131ZM116 130H119V129H116ZM115 130V131H116ZM121 130V129H120ZM125 130V129H124ZM129 130V129H128ZM127 130V131H128ZM3 131V130H2ZM14 131V130H13ZM19 131V130H18ZM23 131V130H22ZM21 130H20V136H19V138H21V139H24L23 137H25V139H26V134H25V136L23 135L22 137H21V134L24 132H22ZM32 132H33V130H31ZM77 131V130H76ZM100 131V130H99ZM99 131H97L96 130V132H99ZM136 131H137V129H136ZM36 131H34V133H35ZM84 132V133H85ZM105 132V131H104ZM117 132V131H116ZM122 132V131H121ZM139 132V131H138ZM0 133H2V132H0ZM9 133H10V131H9ZM9 133H7V135L9 136ZM16 133H17V131H16ZM28 133H30L29 131H28ZM33 133V134H34ZM37 134H39L40 132H36ZM102 133V132H101ZM100 133V134H101ZM113 133H114V131H113ZM112 133V134H113ZM120 133V132H119ZM128 133V132H127ZM132 132H130L129 134H131ZM141 133V132H140ZM139 133V134H140ZM3 134H6V133H3ZM2 134V135H3ZM14 134H15V132H14ZM14 134L12 133V135H11V133H10V135H11V138L12 137H14ZM17 134H19V133H17ZM45 134V133H44ZM87 134V133H86ZM86 134H83L82 133V135L84 136V135H86ZM106 134H110V138H112V137H115V136H113L114 134H116V133H114L113 135H111V133L109 132L108 133V131H107V133H104V136L106 135ZM2 135L0 134V137H2ZM7 135H5L4 136V138H7L6 136ZM29 135H31V134H29ZM29 135H27V136H29ZM94 135H95V137H96V135H98L97 137H99V134L97 133V134H95V133H93L92 134V137H94ZM124 135V134H123ZM125 135H126V133H125ZM136 135H138V134H136ZM17 136V135H16ZM15 136V137H16ZM89 136V135H88ZM104 136L101 134L100 135V137H99V139H100V141H101V139L103 138V139H107L108 140V138H104ZM107 136V135H106ZM105 136V137H106ZM117 136H118V134H117ZM116 136V137H117ZM129 135L127 134V136H125V137H122V136H118V139H126L127 140V137H128ZM140 136V135H139ZM138 136V138H140ZM10 137V136H9ZM31 137V136H30ZM46 137V136H45ZM49 137V136H48ZM85 137V136H84ZM87 137V136H86ZM92 137H90V138H92ZM120 137V138H119ZM36 138H38V136H36ZM39 138H42V136L41 137H39ZM131 138V137H130ZM130 138H129V140L128 141H130V143L132 144V143H134V141L132 142L131 140H130ZM1 140H2V142L5 140V139H2V138H0ZM24 139V140H25ZM43 139V138H42ZM50 139V138H49ZM87 139H89V138H87ZM94 139V138H93ZM114 139V138H113ZM113 139H110L111 141L113 140ZM116 139V138H115ZM117 139V141H121V142H123V143H125L124 142V140L122 139V140H118ZM15 140V141H14ZM18 140V139H17ZM23 140V141H24ZM29 140V139H28ZM30 140H33V136H32V139L30 138ZM30 140H29V143H32V142H30ZM35 140H37V139H34V141ZM98 140V139H97ZM106 140V144H107V142H109V141H107ZM125 140V141H126ZM13 143H18L19 141H22V140H19L18 142H16V138L14 139L13 138ZM38 141V140H37ZM88 141V140H87ZM104 141V140H103ZM115 141V140H114ZM113 141V142H114ZM164 141V143H165V141H166V144H167V146H168V148L169 147H171V149H172V153L170 152V148L169 149H167V147H166V145L164 146V148H165V152L164 151H162V149H160V151L161 152H163L164 154L168 151V152H170V154L172 155V154H174V151H176L175 152V154L177 153L178 154V156H180L181 154H183L184 152V154H186V153H188L187 152V150L185 151V149H184V147H183V145L182 144H185V143H189V144H193L194 145V148H195V153H196V155H197V159H196V162L195 163H193V162H190V165H188L189 164V162H187V164H186V161H189V158L190 157H188V160H185V164L186 165H184L183 164V158H186L185 157V155L183 154L182 156H183V158H181L182 156H180V158L181 159H183L182 161L179 159V164H182V165H184V166H187L188 165V167H185V168H187V170L185 171V175H187V174H190L191 173V171H192V169H193V167H194V165H200L201 167H204V166H211V167H214V168H218V169H222V170H224V172L225 173H230L231 174V176H232V179L230 180V183L233 185V187H232V190L230 191V192H228V194H227V197L225 198V199H220L219 197H217V200H218V202L219 203H223V204H225L227 207H229V211H224L223 209H221V208H219L218 206H217V204L216 203H213V204H209L208 203V199H210V197H203V196H201V195H198L196 192H192V193H189V192H187V190L186 189H180V187H179V185L178 184H176V181L174 180V178H173V180H171V179H168V178H166V172H165V169L166 170H168V168H167V166H169L168 165V163H169V159L167 160V158L169 157L167 154L168 153H166V161H165V157H164V161H161V162H163V163H167V166H166V168L164 169V167L162 166L163 164H161L160 162H159V160H158V158H161V157H158V155L159 154H161V152L160 151H158V148H157V145L158 144H160V145H158V147L159 146H163V143L162 142ZM167 141L170 143V144H172V145H168V143H167ZM7 142H8V139H7ZM7 142H5V143H7ZM40 142V141H39ZM53 142V141H52ZM91 142V141H90ZM97 142V141H96ZM157 142H161V143H158L157 144ZM1 143V142H0ZM9 143V142H8ZM24 143V142H23ZM23 143H21V146L19 145V143L18 144H16V146L18 147V145H19V147H21V150L23 151V149H22V144ZM28 143V142H27ZM49 143V142H48ZM104 143V142H103ZM110 143V142H109ZM112 143V142H111ZM117 143V142H116ZM126 143H128L127 141H126ZM24 144H26V143H24ZM23 144V146L25 147V149L27 150V151H32V148L30 149L29 148V150H28V145H32V144H28V145H26L27 146V148H26V146ZM34 144H36V142L34 143ZM40 144L42 145V143L40 142ZM43 144H44V141H43ZM53 144L54 145H56V143H55V140H54V142H53ZM90 144H92V143H90ZM99 144V143H98ZM120 144V143H119ZM129 144V143H128ZM144 144V143H143ZM9 145V144H8ZM38 146H36V147H38V149H39V147L41 146H39V144H37ZM47 145V144H46ZM54 145H51V146H53L54 147ZM100 145H101V143H100ZM102 145H104V144H102ZM101 145V146H102ZM15 145L13 146L14 148L16 147ZM77 146V145H76ZM78 146H79V144H78ZM86 146V145H85ZM90 146V145H89ZM114 146V145H113ZM122 145H120V147H119V149L120 150H123V152H124V149L121 147ZM128 146V145H127ZM126 146V147H127ZM130 146V145H129ZM128 146V147H129ZM132 146H134V144L132 145ZM132 146H130L131 147V149H133L132 148ZM138 146V145H137ZM173 146V147H172ZM13 147H11V148H13ZM16 147V149H14L15 151H17L18 149H20L19 147L17 148ZM86 147H88V145L86 146ZM91 147V146H90ZM93 147V146H92ZM103 147V146H102ZM102 147H100L99 149H102ZM109 147H110V150H112V151H114V153H115V149H118V147H116L115 149H112V148H114V147H112L111 148V145L109 144ZM125 147V146H124ZM128 147L127 148H125L127 151L129 150L128 149ZM79 148V147H78ZM77 148V149H78ZM83 148V147H82ZM105 148V147H104ZM159 148H163V147H159ZM163 148V149H164ZM184 149L183 151V153H178V151H180V149ZM33 149H35V148H33ZM53 149V148H52ZM84 149V148H83ZM85 149H87V148H85ZM84 149V150H85ZM99 149H97V150H99ZM106 149H107V147H106ZM109 149V148H108ZM130 149V150H131ZM166 149H167V151H166ZM175 149V150H174ZM181 149V150H182ZM12 149H7V151H11ZM14 150L12 151L13 152V154L14 153H16V152H14ZM40 151H42V148L40 147V149H39ZM90 150V149H89ZM94 150V149H93ZM96 150V151H97ZM103 150V149H102ZM109 150V153H110V158L108 157L107 159L108 160H111V158H113V156L114 155H112V151H110ZM120 150H116V152H118V151H120ZM129 150V151H130ZM192 150H194V149H192ZM3 151H5V150H3L2 149V151H1V149H0V152L2 153ZM7 151L5 152V154H7ZM21 151V152H22ZM36 151V150H35ZM39 151V152H40ZM48 151V152H47ZM47 151H45V153H46V155H47V153H49V151L51 152V149H47ZM53 151H54V149H53ZM57 151V150H56ZM87 151V150H86ZM91 151V150H90ZM101 151V150H100ZM106 151V150H105ZM129 151H128V153H129ZM134 151H135V149H134ZM137 151H138V149H137ZM137 151H136V153H137ZM141 152H142V150H140ZM140 151H138V152H140ZM11 152V153H12ZM33 152V154L35 153V157L33 156V154L32 153H30V158H31V155H32V159L34 158V160L32 161V162H30V165H28V162L23 158V159H21V163H19L20 165V167H21V170H20V173L22 174V176L24 175V172H26V170L28 171V166L29 167H31V166H33L32 164L34 163V161H35V158L37 157L36 156V154H38V156L40 155V153L39 152H34V151H32ZM79 152V151H78ZM80 152H81V150H80ZM131 152H133V151H131ZM145 152H147V151H145ZM181 152V151H180ZM10 153V154H11ZM19 153V152H18ZM17 153V154H18ZM52 153V152H51ZM55 153V152H54ZM54 153H53V155H54ZM58 153V152H57ZM60 153V152H59ZM85 153H87V152H85ZM85 153H83V154H85ZM113 153V154H114ZM120 152H118V154H119ZM128 153H126V151H125V153H122V151H121V154L124 156V154H128ZM148 153V154H149ZM3 154V153H2ZM5 154H3V155H5ZM44 155V151H43V153L41 152V155ZM88 154V153H87ZM107 154V153H106ZM116 155H117V153H115ZM131 154H134V152L133 153H131ZM139 154H142V153H139ZM163 154V155H164ZM194 154V153H193ZM50 155V154H49ZM72 155V154H71ZM76 155V154H75ZM89 155V157L91 156L92 157V155H90V154H88ZM95 155V154H94ZM107 155H109V154H107ZM107 155H104V158H106V156ZM125 155V156H126ZM138 155V154H137ZM189 155V154H188ZM15 156H17V155H15ZM29 156H27V157H29ZM51 156H52V154H51ZM51 156H48L47 155V157H51ZM74 156V155H73ZM72 156V157H73ZM82 157H83V155H81ZM118 157H119V155H117ZM123 156H122V158H123ZM129 156H130V154H129ZM160 156H162V155H160ZM168 156V157H167ZM190 156V155H189ZM5 157H6V155H5ZM13 157V156H12ZM11 157V158H12ZM23 157V156H22ZM40 157L41 156H39V161H40ZM54 157H58V156H55L54 155ZM60 157V156H59ZM80 157V156H79ZM115 157V156H114ZM132 156H130L129 158H131ZM142 157H143V155H142ZM170 157H175L176 158V155L175 156H170ZM196 157V156H195ZM8 158V154H7V157H6V159ZM11 158H8L7 160L9 161V159H11ZM17 158V157H16ZM42 158V157H41ZM71 158V157H70ZM84 158H86V157H84ZM83 158V159H84ZM88 158V157H87ZM124 158H127V160H128V155H127V157H124ZM123 158V159H124ZM141 158V157H140ZM154 158V159H155ZM175 158H174V160L173 159H171L172 161H175ZM3 159L5 160V158L3 157ZM19 159V158H18ZM29 159V158H28ZM43 160H41V162H43L44 164V166H46V167H48V164H50V161L52 160L53 161V157H52V159L50 158H48V159H46V157L44 158H42ZM54 159H56V158H54ZM58 159V158H57ZM61 159V158H60ZM76 159H78V160H80L79 158H77L76 157ZM88 159H90V158H88ZM93 159V158H92ZM97 159V161H98V159L99 158H96ZM115 159V158H114ZM162 159H163V156H162ZM176 159H178V158H176ZM12 160V159H11ZM23 160V161H22ZM37 161H35V164L36 163H38L37 165H41V167H43L42 166V164H39V161H38V157H37V159H36ZM45 160L47 161L46 163H48V164H46L45 163ZM100 160V159H99ZM107 160V162L106 163H108V162H110V161H108ZM117 160V159H116ZM114 161V163L115 162H117V161ZM120 160V159H119ZM125 160V159H124ZM158 160V161H157ZM28 161H31V160H28ZM51 161V162H52ZM60 161V160H59ZM84 161V160H83ZM128 161H130V160H128ZM168 161V162H167ZM170 162V163H172V165H173V162ZM191 161V160H190ZM12 162V161H11ZM10 162V163H11ZM123 162H125V161H123ZM121 163L122 165H124V163ZM4 163V162H3ZM87 163L89 164V162L87 161ZM104 163H105V161H104ZM114 163H113V165H114ZM126 163H128V162H126ZM175 163V162H174ZM0 164H1V158H0ZM53 164V163H52ZM75 164H77V163H75ZM74 164V165H75ZM115 164H118V163H115ZM6 165H7V162H6ZM6 165H5V167H6ZM10 165H12V164H10ZM58 165V164H57ZM78 165V164H77ZM82 165V164H81ZM97 167H98V169L100 168V162L98 161V163H97ZM102 165V164H101ZM108 165V164H107ZM113 165L111 166V167H113ZM129 165H131V161L129 162ZM132 165H133V163H132ZM137 165V166H136ZM8 166H9V164H8ZM49 166H51V165H49ZM55 166V165H54ZM65 166V165H64ZM84 166V165H83ZM83 166H80L81 168L83 167ZM94 166H95V164H94ZM106 166V165H105ZM119 166V165H118ZM126 166V165H125ZM165 166V165H164ZM173 166H175V168L176 167H178L177 166V164L176 165H173ZM173 166H171V167H173ZM184 166H182V168L184 167ZM13 167H14V165H13ZM18 167V166H17ZM40 166H39V168H41ZM53 167V166H52ZM63 167V166H62ZM71 167V166H70ZM72 167H74L73 165H72ZM107 168H108V166H106ZM117 167V166H116ZM131 167V166H130ZM33 168V170H34V167H32ZM49 168V167H48ZM76 168V167H75ZM85 169H84V171H86V164H85V167H84ZM102 168H103V166H102ZM101 168V169H102ZM115 168V167H114ZM119 168V167H118ZM121 168H122V166H121ZM132 168V167H131ZM185 168H183V169H185ZM3 169H7V167L6 168H3ZM3 169H2V171H3ZM15 169H16V166H15ZM18 169H20V168H18ZM17 169V170H18ZM43 169V168H42ZM45 169V168H44ZM43 169V170H44ZM47 169V168H46ZM67 169V168H66ZM66 169H65V171H66ZM70 169V168H69ZM78 170H75V169H73V170H75V171H79V167L77 168ZM83 169V168H82ZM89 169V168H88ZM91 169V168H90ZM104 169H106V168H104ZM120 169V168H119ZM137 169H139V168H137ZM137 169H135L137 172H138V170ZM141 169V170H142ZM173 169V168H172ZM176 169H178V168H176ZM180 169H181V165H180ZM7 170H9V169H7ZM30 170H31V168H30ZM51 170H53V169H50V170H48V172L49 171H51ZM72 170V171H73ZM108 170V169H107ZM134 170V169H133ZM132 170V171H133ZM140 170V172H142ZM169 170H171V169H169ZM168 170V171H169ZM10 171V170H9ZM12 171V173H11V175H10V173L8 174V175H10V176H12L13 175V170H11ZM37 172H38V174H39V171L40 170H36ZM35 171V172H36ZM54 171V170H53ZM53 171H51V172H53ZM58 171V170H57ZM70 171V170H69ZM81 171H83V170H81ZM88 171V170H87ZM86 171V173H84V174H86V175H91L92 177H93V175L94 174H96V171H98V170H93L92 169V171H88V172H93V175H92V173L90 174V173H88ZM94 171H95V173H94ZM110 171V170H109ZM111 171H116L115 173H118L117 175L118 176H121L120 175V173H119V170H118V172H117V170H111ZM110 171V172H111ZM135 171V172H136ZM177 171H179V170H176V172ZM5 172V171H4ZM3 172V173H4ZM19 172V171H18ZM17 172V175L18 174H20V173H18ZM35 172H33V173H35ZM42 172V173H41ZM44 171H40V173L41 174H44L43 173ZM56 172V171H55ZM55 172H53V173H55ZM58 172H61L60 170L58 171ZM57 172V174H59L60 176L58 177L57 176V178L56 179H61V180H63V179H67L68 177H67V175H69L70 173H68V174H64V173H58ZM71 172V171H70ZM74 172V171H73ZM72 172V173H73ZM98 172H100V171H98ZM107 172V171H106ZM120 172H121V169H120ZM124 172V171H123ZM131 172V171H130ZM139 172V173H140ZM171 173H172V171H170ZM170 172H169V174H170ZM175 172V173H176ZM180 172V171H179ZM184 171H182L181 173H183ZM0 173H2V172H0ZM32 173V174H33ZM45 173H47V170H46V172ZM50 173V172H49ZM52 173V174H53ZM75 173V172H74ZM112 173V172H111ZM133 173V172H132ZM138 173V174H139ZM174 173V172H173ZM175 173L173 174V175H175ZM180 173V174H181ZM6 174V172L3 174V175H5ZM20 174V175H21ZM51 174V173H50ZM56 174V175H57ZM77 174V173H76ZM75 174V175H76ZM83 174V175H84ZM97 174H99V173H97ZM96 174V175H97ZM110 173H108V174H104L102 177H103V179H104V176L105 177H109V176H106V175H109ZM112 174H114V173H112ZM141 174V173H140ZM168 174V173H167ZM178 173H176V176H175V178L177 177V178H179L178 176H180V175H177ZM184 174V173H183ZM19 175V176H20ZM40 175V174H39ZM45 175H47L48 176V174H45ZM44 175V176H45ZM65 175V176H64ZM78 175V174H77ZM80 175V174H79ZM100 175V174H99ZM101 175H102V173H101ZM117 175H115V176H117ZM137 175V174H136ZM136 175H134V176H136ZM142 175H144V174H142ZM33 176V175H32ZM44 176H43V178L41 177V176H38L37 174L35 175V176H33V180H32V184L31 185H29L28 187L26 186V180L27 179H24V178H22V181H23V184H24V187H23V189H22V191H23V193L26 195V196H28V199H27V197L25 196V198H23V196H19L18 198H17V193L19 194V191H17L18 189L17 188H20L21 189V187L23 186V185H21V186H17L16 188H13V187H11L12 188V190L13 189H15V190H13V191H11V192H13L12 194H14V192L16 193L15 195H17L16 196V198L17 199H21V201L20 200H17V202H15L16 200V198L14 199L13 198V196L11 195L10 197V199H11V201L9 200V202H8V199H9V195L6 193V190L4 191L3 189H1V187H0V189L1 190H3V191H0L1 193H2V198H6V196H4V195H7V197L8 198H6L7 199V201L6 200H4V201H6V202H3V200H2V203H1V200H0V204H2L1 206H0V208L1 207H5L6 209H7V213H8V211H9V209H11V208H9L8 209V206H9V204L12 202L13 203V205H12V209L14 210H10L11 212L13 211L14 213H20L19 211V209L22 207L21 205H23V204H25V206L23 205V207H22V209H24L25 207H26V205H29V204H26V202L28 201V202H31V200L33 201V205L32 204H30V208L28 207H26L25 209H24V212H25V210L27 209L28 211L29 210H31V206H33V211L32 212H30V214H29V212H27V214H25L24 212V215L22 216L21 215V213H20V218L22 217V219L20 220L21 221V223H17V225H19V227L15 224V226H16V228L15 227H13V222H14V220H13V222H12V220H11V217H10V222H12L11 224H10V226L8 225L7 226V224H5L4 226H6V228H7V230L6 229H4L5 227L2 225L1 226V224H0V228L2 227V229H4V230H6V231H4V232H6L5 234L7 235H5V236H3V238H8V236H12V234H13V237H10L9 239H4L5 241L4 242H8V240L11 242V244L13 243V241H12V238H14V236L15 237H17V240H19V237H20V235L22 234L21 232V228L23 227V223H25V225L26 226H24V227H26L25 229H27L26 231H27V234H34V235H31V236H34L35 238H38L39 237V239H34V240H32V238H29V237H31V236H27V234H26V236L29 238V239H27V242L26 243H28V244H36V243H32V242H37L38 241V246H37V244H36V247H37V250H39L38 251V254H39V252L41 251L42 253L46 250V252L48 251L49 252V249H50V253H51V251H53L52 253V256H51V258L53 257V255L54 254H56V253H58V251H55L56 249H57V247H58V250L60 249L59 248V245H61L63 242H67L66 244L67 245H69V246H72L73 244L72 243H76V245H79L80 243H79V241L81 240V234H80V236H79V233H81L82 232V230L84 229V234H88L87 233V231H86V227H87V229H88V226L86 225V227L84 228L83 227V225H82V230H81V224L80 223H82V224H84V222H81L80 221V223H77L78 222V220L80 219V217H82V216H84L85 217V215L87 214L86 213V211L88 210L87 209V207H84L87 203L86 202H84L85 201V199H84V203H86L84 206L83 205H81V203L82 202H80L81 200H83V198H85V193H83V194H80L79 192H81V191H83L84 192V190L83 189H81V191L80 190H76V192L77 191H79V192H77V194L79 193L81 196V200L78 202V204H80L82 207H84V208H81V209H83V210H86L85 211V214L84 215H80V214H77V215H79V216H77L76 215V211L78 210V211H80V213H81V209L79 210L78 208H77V206L75 207L74 206V208L73 209H75V210H73L72 209V207H73V205L72 204H74V202L72 203L69 199L67 200V198H65V194H68V193H66V192H68L67 191V187L68 186H66V184H65V182L64 183H62L61 182V184H53V183H51L50 181L49 182H46L45 181V179H44ZM55 176V175H54ZM71 176V174L69 175V177ZM73 177H74V175H72ZM80 176H82V175H80ZM95 176V175H94ZM170 176H172V174L170 175ZM16 177V176H15ZM46 177V176H45ZM51 177H52V175H51ZM50 177V178H51ZM75 177H77V176H75ZM88 178V176H85V178ZM96 178L98 177V176H95ZM94 177V179L93 180H96V178ZM101 177V176H100ZM98 178L99 179V181L101 180V178ZM128 177H130V178H133V176L131 177V176H128ZM127 177V178H128ZM139 177V176H138ZM168 177V176H167ZM172 177H174V176H172ZM21 178V177H20ZM32 178V177H31ZM49 178V179H50ZM82 178V177H81ZM81 178H79L80 180H81ZM85 178H82V180L84 181V179ZM109 178H112V179H114V177H113V175H111ZM123 177L121 176V179H122ZM125 178H126V176H125ZM141 178H142V176H141ZM19 179V178H18ZM52 179V178H51ZM69 179H72V178H69ZM74 179H77V178H74ZM136 179V178H135ZM138 179V178H137ZM136 179V180H137ZM139 179H140V177H139ZM139 179L136 181V182H139ZM2 180V179H1ZM14 180V179H13ZM81 180V181H82ZM86 180H89V179H86ZM91 180V179H90ZM111 179H109V181H110ZM124 180L126 181V179H123V180H121L120 182L121 183H125L124 182ZM129 180V179H128ZM15 181V180H14ZM60 181V180H59ZM98 180H96L95 181V183L94 184H99L98 182H97ZM103 181V180H102ZM130 182H132L133 180H129ZM2 182H3V180H2ZM8 182V181H7ZM10 182H13V181H10ZM77 182H78V179H77ZM91 182H92V180H91ZM94 182V181H93ZM97 182V183H96ZM108 182V181H107ZM113 182H114V180H113ZM117 182V181H116ZM127 183H129L128 181H126ZM133 182H135V181H133ZM135 182V183H136ZM6 183V182H5ZM68 183V182H67ZM72 182H70V184H71ZM79 183V182H78ZM78 183H76L77 185H78ZM81 183V182H80ZM83 183V182H82ZM111 183V182H110ZM70 184H68L69 185V187H71V185ZM84 184H85V182H84ZM90 184V183H89ZM88 184V185H89ZM94 184H91V185H89V187H90V189L92 188V185H94ZM107 184H109V183H107ZM106 183H105V185H107ZM126 184V183H125ZM139 184H143L142 183V180H141V183H139ZM86 185V184H85ZM100 185V184H99ZM101 185H103V183H101ZM104 185V186H105ZM109 185H111L110 186V188H109V186H106V188L104 187V186H102V188H104V189H106V190H108L107 188H109L110 190H109V193L107 194V196H110L109 198H107L108 200H106V197H105V200L106 201H109L108 202V205H109V203H111L112 202V199H114L113 200V202L112 203H117L116 205L115 204H112L111 203V213H112V210H116L114 213H113V217H114V214H117V211H119V208H121V211L120 212H122V205L119 207L118 206V199L117 198H115L116 196H118L117 194H118V192H117V188L120 190L121 189V186H120V188L118 187V186H116L115 188H113V184L111 183V184H109ZM114 185H116V184H114ZM118 185V184H117ZM122 185V184H121ZM124 185V184H123ZM133 185H135V184H133ZM141 185H138V186H141ZM15 186V185H14ZM80 186L81 185H79V189H80ZM95 186V185H94ZM125 186V185H124ZM127 186H129V184L127 185ZM127 186L125 187V189H127ZM130 186L132 187V184H130ZM137 186V187H138ZM81 187H83V186H81ZM101 187V186H100ZM99 187V188H100ZM112 187V188H111ZM134 187V186H133ZM142 187V186H141ZM4 188V187H3ZM8 188V187H7ZM76 189L77 187H73V189ZM94 188H96V187H93V189ZM122 188H124V187H122ZM144 188V187H143ZM4 189H6V186H5V188ZM17 189V190H16ZM19 189V190H20ZM71 189V191L73 190L72 188H70ZM87 189H89V188H87ZM86 189V190H87ZM93 189H91V190H93ZM113 189L115 190V191H113ZM125 189H121L122 191L123 190H125ZM131 189H134L135 191H136V188H131ZM138 189V188H137ZM10 190V189H9ZM100 190V189H99ZM99 190H97V192L96 193H98V191ZM118 190V191H119ZM128 190H129V192L131 191V193L132 194H134L135 195V191H134V193H133V191L132 190H130V188H128ZM140 190V189H139ZM21 191V190H20ZM110 191H113V193L115 194V195H113L112 194V192H110ZM142 191V190H141ZM140 191V192H141ZM74 192H75V190L72 192L73 194H74ZM75 192V193H76ZM86 192V191H85ZM99 192H101V191H99ZM116 192V193H115ZM0 193V194H1ZM5 193V194H4ZM71 193V192H70ZM82 193V192H81ZM102 194L101 195H103V194H105V192L103 193V192H101ZM110 193L112 194V196L110 195ZM123 193V192H122ZM10 194V193H9ZM21 194V193H20ZM77 194H76V196L75 195H72V194H69V195H71L72 197L73 196H75V197H77ZM78 194V195H79ZM94 194V193H93ZM130 194V193H129ZM136 194H140L139 192L138 193H136ZM14 195V196H15ZM82 195H83V197H82ZM99 194H97L96 196H98ZM101 195H99L100 196V198L101 199H103L102 201H98L97 200V202H96V204L99 202V204H102V205H104L105 203L107 204V202L104 200V198L101 196ZM119 195H121V194H119ZM123 195V194H122ZM124 195H126V194H124ZM93 196H95V195H92V197ZM139 196V195H138ZM141 196V195H140ZM139 196V197H140ZM56 197H59L58 199H59V202L57 203V204H50V202H49V200H51V199H54V201H55V199H56ZM80 197H78V198H80ZM112 197V198H111ZM114 197V198H113ZM119 197V196H118ZM1 198V199H2ZM86 198H87V196H86ZM136 198H137V195H136ZM135 198V199H136ZM26 199V200H25ZM58 199H56L57 201H58ZM61 199V200H60ZM64 199H66V200H64ZM72 199V198H71ZM75 199H77V198H75ZM100 199V200H101ZM111 201H110V200ZM121 200H122V198H120ZM127 199V198H126ZM126 199H124V200H126ZM133 199V198H132ZM93 200H94V198L92 199V202H93ZM121 200H119L120 202H121ZM18 201L20 202L19 204H17L18 203ZM62 201V202H61ZM70 201V202H69ZM77 201V200H76ZM88 201V200H87ZM94 201H96V199L94 200ZM103 201H105V202H103ZM129 201H130V198H129ZM8 202V204H6ZM15 202V203H14ZM24 202V203H23ZM27 202V203H28ZM49 202V203H48ZM51 202H53V201H51ZM64 202V203H63ZM66 202L68 203L69 202V204H68V206H66V207H69V208H67V210H66V207H65V204H66ZM101 202V203H100ZM11 203V204H12ZM89 203V202H88ZM95 203V202H94ZM93 203V204H94ZM3 204H5V206L3 205ZM14 204H17V205H19L20 206V208H18V206H16V205H14ZM48 204H50L51 206H52V208H51V206L50 205H48ZM83 204V203H82ZM106 204H105V207H107L106 206ZM125 204V203H124ZM88 205V204H87ZM86 205V206H87ZM95 205V204H94ZM115 205V206H114ZM120 205V204H119ZM16 206V207H15ZM117 206V208H115ZM11 207V206H10ZM104 207V206H103ZM119 207V208H118ZM125 209H126V207L125 206H123ZM128 207H130V206H128ZM127 207V208H128ZM4 208V209H5ZM16 208V209H15ZM18 208V209H17ZM59 208V209H58ZM95 208V207H94ZM132 208V207H131ZM5 209V210H6ZM51 209V210H50ZM54 209H56V211L54 210ZM58 209V210H57ZM70 209H72V210H70ZM77 209V210H76ZM93 209V208H92ZM106 209V208H105ZM105 209H103V210H105ZM108 209V208H107ZM110 209V208H109ZM108 209V210H109ZM124 209V210H125ZM136 209H137V207H136ZM3 210V209H2ZM17 210H19V211H16ZM69 210V211H68ZM90 210V209H89ZM98 210H101L102 211V209H101V206H100V209H98ZM108 210H105V213L104 214H106V212H108V214H107V216L106 217H110V216H108V215H111L110 213H109V211ZM128 210V209H127ZM4 211V210H3ZM2 211V212H3ZM71 211H74V212H71ZM96 210H94V212H95ZM129 211V210H128ZM128 211H127V216L128 217H126V215L124 214V216L126 217L125 219H126V221H124V217L122 218V216L121 215H123V214H121V215H118V214H120V212L117 214V216L118 217H120V218H118V219H121L122 218V221L123 222H120V225H121V223H124V227L127 225V230L124 232V233H122V231H121V233H119L120 232V230L119 231H117L118 233H115L114 232V234H113V232L111 233V234H107L106 233V235H104V234H102V235H100L101 234V231H100V234H99V237H100V239H98L97 241L99 242V245H100V250L98 251V263L97 264H149V262H153V261H155V260H157V259H163V257H159L158 255H157V253L154 251V249H152V248H149V244H150V241L147 239V237L145 236V229H144V225H142V224H140V223H136V224H133V223H135V220H136V218H135V220H134V222L132 223V221L130 220V218H133L134 217V213L136 212V210H135V208H134V210H133V216H131L130 218H129V215H131L130 214V212L128 213ZM2 212H0V215H2V217H1V219H2V221H3V218H4V221H5V217H3V215H5V214H2ZM5 212V213H6ZM12 212V213H13ZM66 212H68L69 214L71 213V214H74L73 216L70 214V216H68L67 214H66ZM98 212V211H97ZM104 212V211H103ZM31 213H33V214H31ZM83 213H84V211H83ZM83 213H81V214H83ZM88 213H89V211H88ZM101 213V212H100ZM123 213H124V211H123ZM138 213V212H137ZM28 214H29V216L30 215H32V217H31V219H28ZM65 214L68 216V217H65ZM99 214V213H98ZM103 214V215H104ZM9 215H10V212H9ZM9 215H8V217H6V218H8L9 219ZM12 215V214H11ZM101 215H102V213H101ZM13 216H14V214H13ZM12 216V219L14 218ZM117 216L114 218V223H113V217L111 218L112 219V224H111V222H110V220H108L109 221V223L111 224V226L113 227V225H115L114 226V228H112V229H114V230H116V227H117V225H118V223L117 222H119V220L115 223V221H116V219H117ZM136 216V215H135ZM70 217L72 218L73 217V219L72 220H74V218H75V220L74 221H76V222H74V221H70L71 222V226L69 225L70 224V222H69V220H71L70 219ZM76 217H79V219H77ZM18 219H19V217H17ZM101 218H103V217H101ZM107 218V219H108ZM0 219V220H1ZM97 219V218H96ZM96 219H95V221H96ZM106 218H104V220H102L101 221V219H100V221L101 222H105V220H107ZM127 219H129L130 221H128V222H130L131 223V225L128 223H125V222H127ZM26 220H30V222H29V225L27 224V222L28 221H26ZM80 220H82V221H85V220H83V219H80ZM6 221H7V223L9 222V220H7L6 219ZM16 221H17V219H16ZM15 221V222H16ZM19 221V220H18ZM17 221V222H18ZM99 221V220H98ZM121 221V220H120ZM249 221H250V223H249ZM23 222V223H22ZM107 222V221H106ZM136 222H137V220H136ZM75 223H77V225L78 224H80V227H79V225L77 226L78 228H76V227H74V224ZM94 223H96V222H94ZM146 223H147V221H146ZM4 224V223H3ZM91 224V223H90ZM90 224H89V226H90ZM96 224H98V225H100L99 223H96ZM102 224V223H101ZM126 224V225H125ZM259 224V225H258ZM85 225V224H84ZM106 225H107V223H106ZM105 225V227H109L110 225L108 224L107 226ZM95 226V225H94ZM130 226V227H129ZM4 227V228H3ZM9 227L11 228H15V229H17V231H19V234H17L18 236H16V234H15V232H13V231H15V230H13L12 228H11V230H12V234H9L10 232L9 231H11V230H9ZM24 227L22 228L23 229V231H25L24 230ZM72 227V228H71ZM74 227V228H73ZM101 227V229H102V227H103V225L102 226H100ZM124 227H122V229L124 228ZM91 228H93V229H88V232H90L91 233V231L92 230H94V227H91ZM98 228H99V226H98ZM104 228V227H103ZM198 228V230H200ZM202 228H203V226L201 227V231H203L202 230ZM100 229V230H101ZM111 229V230H112ZM118 229V228H117ZM121 229V230H122ZM263 229V230H262ZM261 230H262V232H264V228H262ZM81 230V231H80ZM103 230V229H102ZM113 230V231H114ZM16 231V232H17ZM21 231V232H20ZM36 231H41L42 232V234H40V232L38 233V234H40L38 237H36L37 236V233H36ZM68 231H70L71 232V235H72V233H73V236L75 235V234H77L78 233V237L75 235L74 237H77V238H75V239H78V240H75L76 242H73L74 241V237H71V236H69V237H71L72 238V240H70L71 238H69L68 237V234L70 233H68ZM80 231V232H79ZM95 231H96V229H95ZM195 231H197V230H195ZM1 233H0V238L2 237L1 235H4L3 234V231H0ZM30 232V233H29ZM44 232L45 233H47L48 235H49V238H48V236H46V238H47V240L48 241H52V244L50 243V242H47V240H45L46 238H45V236H43V234H44ZM65 232H67V233H65ZM74 232H77V233H75L74 234ZM92 232H94V231H92ZM103 232V231H102ZM106 232H107V230H106ZM109 232H111V231H109ZM261 232V233H262ZM50 233V234H49ZM51 233H53V235L51 234ZM66 234L67 236V239L65 240L64 239V237H63V239H62V237L61 238H59L58 237V240H61L60 242L57 240V236H62L63 234ZM47 234H45V235H47ZM95 234H97V233H95ZM195 235L196 234V232L195 233H193L192 232V234L191 235ZM23 235V234H22ZM50 235H52L53 237L55 236V238H54V241L52 240V236H50ZM196 235H198V234H196ZM195 235V236H196ZM40 236H43L45 239H43V241L45 240L46 242V244L45 245H47V246H49V247H47V246H45V248H44V245H43V243L40 245V246H42L43 245V247H41V249H39L40 247H39V243H40V239H41V241H42V238L43 237H40ZM190 236V235H189ZM205 236V235H204ZM203 236V237H204ZM23 238H24V235L22 236ZM22 237H20V240L22 239ZM27 237H25L23 240L24 241H26V238ZM191 237H193V236H191ZM209 236H207L206 237V239L208 238ZM210 237V238H211ZM197 238V237H196ZM196 238H194V239H196ZM199 238V237H198ZM209 238V239H210ZM216 238V237H215ZM218 239L219 238H221V237H217ZM68 239H69V241H70V243L72 244V245H70V244H68L69 242H68ZM200 240H202L201 239V237L199 238ZM199 239H198V241H199ZM226 239H224L226 242H221L222 243V245L224 246V244L223 243H225V248H226V244H227V242L229 241V243L227 244L228 246H231L230 245V241L231 240H226ZM240 239V238H239ZM245 239V240H246ZM252 239H254V238H252ZM258 239V238H257ZM3 240V239H2ZM2 240L0 241V242H2ZM16 239H15V241H17ZM31 242H30V241ZM57 240V241H56ZM205 240V239H204ZM212 239H210V241H211ZM213 240H214V238H213ZM211 241V243H209V245H208V243H207V240H206V244H205V242L204 243H202V246H203V244H205V247L207 246V249L208 250H210V249H212L213 247H215V249L217 250V249H219V250H221V249H223V247H221V246H219L220 245V243H217L216 242V245H214L215 243H214V241ZM215 240H217V239H215ZM237 240V239H236ZM248 240V239H247ZM246 240V241H247ZM24 241H23V243H24ZM56 241V243H54L53 244V242H55ZM220 240H218V242H219ZM239 241V240H238ZM243 241V240H242ZM10 242H8V244L9 245H11L10 244ZM62 242V243H61ZM81 242V241H80ZM96 242V241H95ZM200 242V241H199ZM202 242V241H201ZM208 242H209V240H208ZM240 242H241V239H240ZM248 243L249 242H251V241H247ZM253 242H255V239H254V241ZM17 244H16V246L18 247V242H16ZM19 243H21L22 244V242H19ZM25 243V244H26ZM50 243V244H49ZM57 243H59V244H57ZM78 243V244H77ZM212 243H214V244H212ZM232 243V242H231ZM235 243V242H234ZM242 243V242H241ZM2 244H3V242H2ZM19 245L20 247H22V248H19L18 250L17 249H15V250H17V252H12L11 251V253L10 252H6L7 254H2L1 253V256H0V258L2 257V256H4V260L6 261V262H8V258L9 257H11V262H12V260H15L16 259V262H18L17 261V259H19V260H21L20 258H22V254L24 255V252L26 253V251H25V249H27V254H28V249H30V248H27V247H29L28 245H26V246H24V245ZM49 244V245H48ZM55 244H56V246H55ZM66 244H62V246L63 247H61V249L60 250H62V251H60V253H62L63 252V254L64 253H66V254H68L67 252H69V251H71V254L69 255L68 254V257L67 256H65L64 258H63V260H61L62 259V255H60L61 256V258H59L58 259V261H56L57 262V264L59 263V264H62V263H64L65 261H66V258H67V261L64 263V264H71V263H69V261H72V260H75V258L76 257H78L77 256V254H78V252L80 251V245H79V247L77 248V251H76V253H73V248L75 249V247L74 246H76L75 244L72 246V247H69L70 249H68V248H64L65 246H66ZM201 244V243H200ZM217 244H219V245H217ZM233 244V243H232ZM236 244L238 245V247L236 246V248H240L241 247V245L240 244H238L237 242H236ZM255 244H256V242H255ZM257 244H258V240H257ZM1 245V244H0ZM7 245V243H5V246ZM13 245V244H12ZM32 245V246H33ZM197 245V244H196ZM195 245V246H196ZM211 245V246H210ZM212 245H214L213 247H212ZM239 245H240V247H239ZM244 245V244H243ZM249 245H250V243H249ZM253 245V244H252ZM251 245V247H253ZM4 246V247H5ZM16 246H10V247H13V248H17ZM50 246H51V248H50ZM209 246V247H208ZM216 246H218V247H216ZM227 246V247H228ZM233 246H235V244L234 245H232V247ZM7 248H8V246H6ZM24 247V248H23ZM35 247V245H34V248H36ZM39 247V248H38ZM66 247H68V246H66ZM97 247H99V246H97ZM201 248V250H202V247L201 246H198V248ZM243 248H244V246H242ZM242 247L240 248V249H242ZM246 247V246H245ZM258 247V246H257ZM49 248V249H48ZM54 248H55V250H54ZM64 250H63V249ZM198 248H197V250H198ZM234 248L235 247H233V250L231 249L230 251L232 252V251H234ZM235 248V249H236ZM247 248V247H246ZM254 248V247H253ZM2 249H3V247H2ZM21 249H23L21 252H23L22 254H21V256H18L19 258H17V253H18V251L19 250H21ZM32 249V248H31ZM44 249V250H43ZM53 249V250H52ZM65 249L66 250H68V251H65ZM72 249V250H71ZM79 249V250H78ZM95 249V248H94ZM207 249H203V250H205L206 252H208V253H212V252H214V254L216 253L215 251H213V249H212V251L210 250V251H208ZM214 249V250H215ZM251 249V248H250ZM249 249V250H250ZM255 249V248H254ZM33 250H34V254H32V253H29L30 255L32 254V255H35V254H37V252L35 251V249H32V251L30 250V252H33ZM97 250V249H96ZM200 250V249H199ZM229 250V248L227 249V251ZM236 250H239V249H236ZM257 250V249H256ZM1 252L3 251V250H0ZM5 251V250H4ZM3 251V252H4ZM8 251V250H7ZM223 251V250H222ZM243 251V250H242ZM251 251H252V249H251ZM45 253L44 252V254H47L46 256H48L49 255V253ZM198 252H200V251H198ZM206 252H204V251H202L201 252V255H199V256H202V253H204V255H206L205 253ZM217 252H219L218 250H217ZM231 252H230V254H231ZM234 252H238L239 253V251H234ZM5 253V252H4ZM14 253H15V256H13L14 255ZM60 253H58V254H60ZM220 254H223L224 255V257H225V254H224V252L223 253H221V251L219 252ZM225 253H227V252H225ZM236 253H235V257H236ZM237 253V256L239 255ZM242 253V252H241ZM245 253V252H244ZM243 253V254H244ZM247 253V252H246ZM249 253L251 254L252 252H250L249 251ZM10 254H11V256H10ZM13 254V255H12ZM37 254V255H38ZM41 254V253H40ZM66 254H64V255H66ZM72 254H73V256H74V258H72ZM220 254H218V253H216V256L217 257H219L220 258ZM229 253H228V255H230ZM252 254H255L254 252L252 253ZM9 255V256H8ZM20 255V254H19ZM29 255V256H30ZM57 255V254H56ZM63 255V256H64ZM203 255V256H204ZM248 255V254H247ZM246 254H245V256H247ZM25 256H26V254H25ZM39 256V255H38ZM43 256V255H42ZM41 256V257H42ZM55 256V255H54ZM79 256H80V252H79ZM97 256V255H96ZM207 256V258L208 257H211V256H208V255H206ZM215 256V255H214ZM214 256H212V257H214ZM227 256V255H226ZM249 256V255H248ZM255 256V255H254ZM253 256V257H254ZM257 257H258V255H256ZM6 257V258H5ZM15 257V258H14ZM32 257H36V255L35 256H32ZM32 257H30V259H32ZM41 257H39L40 259H41ZM72 258L71 260H69V258ZM93 257H94V255H93ZM223 257V258H224ZM228 257H230V256H227V259H228ZM252 257V258H253ZM257 257H255V259L257 258ZM13 258V259H12ZM23 258H25V260L23 261V263L24 262H26V261H28V256H26V257H24L23 256ZM38 257H37V259H39ZM45 259V257H42V259ZM203 258V257H202ZM207 258H206V260H207ZM215 258V257H214ZM211 259V258H209V260H208V262L209 261H214V263H215V259ZM219 258H216L217 260L219 259ZM222 258V259H223ZM231 258V257H230ZM238 258H239V256H238ZM251 257H246V260H248V259H250ZM30 259H29V262H30ZM46 259H47V257H46ZM53 259H57L56 258V256H55V258H52V260ZM77 259V258H76ZM211 259V260H210ZM226 259V258H225ZM224 259V260H225ZM226 259V260H227ZM237 259V258H236ZM254 259V258H253ZM1 261L3 260V258L2 259H0ZM3 260V261H4ZM52 260H51V262H52ZM55 260H53V262L55 261ZM65 260V261H64ZM69 260V261H68ZM203 260L204 261H206L204 258H203ZM239 260H240V258H239ZM2 261V262H3ZM34 261H36V259L34 260ZM34 261H32L31 260V262H30V264L32 263V264H34L33 262ZM42 261V262H41ZM40 261V263L42 264L43 263V261L44 262H48L49 263V261H48V259L47 260H41ZM64 261V262H63ZM76 261V260H75ZM96 261H97V259H96ZM229 261H230V259H229ZM231 261H232V259H231ZM236 261V260H235ZM241 261V260H240ZM250 261V260H249ZM254 261V260H253ZM261 261H263V260H261ZM6 262H3V263H6ZM14 262V261H13ZM13 262H12V264H13ZM16 262L14 263V264H16ZM29 262H27L28 264H29ZM36 262H38V261H36ZM36 262H35V264H36ZM50 262V263H51ZM62 262V263H61ZM68 262V263H67ZM74 261H72V263H73ZM95 262V261H94ZM220 262V264H221V261H219ZM218 262V263H219ZM224 262V261H223ZM227 262V261H226ZM233 262V261H232ZM241 262H243V261H241ZM241 262H239L240 264H241ZM246 262L247 261H245L244 260V264H246ZM21 263V262H20ZM47 263V264H48ZM49 263V264H50ZM207 263V262H206ZM210 263V262H209ZM209 263H207V264H209ZM214 263H210V264H214ZM228 263V262H227ZM230 263V262H229ZM236 263V262H235ZM237 263H238V260H237ZM259 263V262H258ZM261 263V262H260ZM259 263V264H260ZM6 264H8V263H6ZM9 264H11L10 262H9ZM17 264H19V262L17 263ZM39 264V263H38ZM45 264V263H44ZM52 264V263H51ZM223 264V263H222ZM248 264H249V262H248Z\"/></svg>",
	"mask_w": 264,
	"mask_h": 264
},
{
	"label": "snow or ice",
	"instance_id": "snow-or-ice-1",
	"mask_svg": "<svg viewBox=\"0 0 264 264\" xmlns=\"http://www.w3.org/2000/svg\"><path fill=\"white\" fill-rule=\"evenodd\" d=\"M77 7L78 5L73 0H35L34 4V10L44 17L50 18L58 32L70 37V42L80 45L78 51L82 54V58H87L88 61L106 59V53L102 45L95 41L94 34L85 31V26L77 14ZM189 7L193 6L189 5ZM196 7L202 8L203 5ZM216 7L225 10L223 2L218 3ZM208 23L205 19L203 29L208 36L209 42L214 47H228L227 41L223 40L220 33L215 31L214 28H209ZM229 24H232L230 18ZM230 30L244 42L233 46L231 49L235 62L243 69V74L247 79L258 81L264 85V0H261L260 36L258 39H253L248 34V31L246 29L241 30L239 25L232 26ZM0 39H3V37H0ZM13 66L7 55L0 59V73H3V76L0 77V83L9 89L13 85L21 86L23 84L21 81L8 78L10 74L6 70ZM24 70L27 71L28 69ZM124 103L127 105L125 112H132V116L129 118H135V114L138 111V108L134 107L137 104L136 99L130 97ZM139 131L149 138L152 137L153 133L160 138L169 134L168 129L147 118L142 120V126ZM56 136L58 137L57 142L62 146L61 150L65 153V156L71 155L75 151L74 146L85 139L72 126L58 130ZM174 162L180 167L179 161ZM169 169H171V164H169ZM172 171L175 173L176 170L172 169ZM9 178L15 179L16 177H10L7 174L0 176V179ZM21 178L29 179L31 176L24 175ZM231 179V174L225 173L222 169L194 165L190 174H182L176 179V184L179 185L180 189H186L189 193L196 192L203 197H210L208 199L209 204L216 203L219 208L229 211V207L219 203L217 197L220 199L227 197L228 192L233 187L230 183ZM260 213L264 217V198L260 202ZM145 219L147 223L143 227L146 230L144 234L150 241L148 246L154 249L159 257H163V259H157L149 262V264H206V261L197 254V246L193 245L187 231L181 233L172 229L163 214L155 216L147 214ZM84 224L88 225L89 221L85 220ZM259 224L261 228H264V219H261ZM261 236L264 239V232L261 233ZM98 239H100L98 234H84L82 232L80 243L81 258L77 259L74 264H94L90 256L95 247V241ZM261 264H264V261Z\"/></svg>",
	"mask_w": 264,
	"mask_h": 264
}]
</instances>
